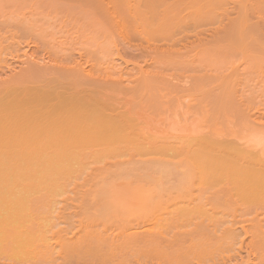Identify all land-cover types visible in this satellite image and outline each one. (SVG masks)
<instances>
[{"label":"bare ground","instance_id":"bare-ground-1","mask_svg":"<svg viewBox=\"0 0 264 264\" xmlns=\"http://www.w3.org/2000/svg\"><path fill=\"white\" fill-rule=\"evenodd\" d=\"M54 1H57V0H54ZM107 1L108 2L110 1L109 4L111 6L110 10L109 9H107V10L111 11L112 8L114 10V6L112 7V3H113L114 0H107ZM121 1L119 0V2H121ZM123 1H125V0H123ZM131 1L132 2L135 1L134 5H133L134 8L132 9V5L130 6V3L127 2V3H129L128 5L130 6L131 9H125L124 13L126 15H124V13H123V16H121V17H123V20L126 18L127 22L129 21L128 16L129 15L131 17L133 16V15L129 14V12H131L130 10H133L132 14H134L133 12L135 11V7L138 6L137 2H139L141 0H137V2H136V0H131ZM171 1L172 2L170 4L169 1L167 0V3L165 2L166 3L165 6H167V4H169V5H171V8L173 7V9H174L173 5L175 4V2L178 3V1L177 0H174V1L171 0ZM212 1L213 0H197V2L194 3L193 0H192V3L196 4V6L194 4L192 5L195 8H192V7L190 8L189 7L192 11H187V10H190V9L186 10L187 12H192V13H190V15L192 17L191 20L195 17V16L193 17L192 15L199 16L201 14L200 13L201 10H203V12H204V9H202V8H206L208 5L213 3ZM218 1H220V0H218ZM222 1L224 2V0H222ZM230 1L226 0V3L227 2L230 3ZM256 1H260V2H257V4L259 3L263 7L264 2L261 3V0H256ZM42 2H48V0L47 1L44 0ZM84 2H86V1L85 0H60V2L58 1L59 5L57 4V8L58 9H56L55 11H56V13H60L61 15H63L61 17H65L69 13H70L69 14L70 16H73V14L76 11H77L75 13L76 16H81L82 13H85V11L83 12ZM98 2L100 4V0H98ZM114 2L116 3V1H114ZM209 2H211V3L209 4ZM215 2H216V4L220 3V2L217 3V1H215ZM249 2H250V0H249ZM60 3H62L63 6L60 7V5H61ZM75 3H79V5L75 4ZM115 3H114V5L116 6L117 4H115ZM149 3L148 2L144 3L145 5H144L143 9L144 8H145V10H146V8L149 9V7H151V6H152L151 7L152 9H154L155 7L158 8V6H156V5L153 6V4H155V3H152V4H151V2H149ZM189 3L191 4L190 1H189ZM229 3H227V5ZM252 3H253V0H252ZM118 4H120V3H118ZM121 4H123V3L121 2ZM124 4L123 5L125 7L126 3L124 2ZM142 4H143V2H142ZM142 4L140 2L139 8L142 7ZM148 4L151 5V6H148ZM160 4H162V3H160ZM179 4H180V1L177 4L178 7L176 8L177 5L175 6V8H176V10L174 9L175 12L177 10L182 9V7L183 8L185 7V9H186L187 6L189 5L188 2L185 1V0H184V3H183L184 5L181 3V5H183L182 7H181V5L179 6ZM249 4H251V3H249ZM76 5H78L77 8H75ZM185 5H187V6H185ZM213 5H215V4H213ZM223 5H222V7H223ZM233 5L235 6V4H233ZM233 5L232 6L229 5L230 9L232 8L230 11H234L233 10V7H234ZM243 5L246 6L245 4H243ZM85 6L86 5H84V7ZM100 6L102 7V5H99V7ZM129 6H126V8L129 7ZM163 6H161V7L164 8ZM224 6H225L224 7L225 10L224 9H222L223 11L217 10V12H219V14H220L221 12L225 11L224 13H225V15H227V14H229V13H227L229 11V8H227L226 5H224ZM242 6L239 5V8H235L236 7L235 6L234 9H240L239 11L241 12V10H243L245 8L244 6H243L244 8H242ZM78 7H80V8H78ZM168 7L170 8V6H168ZM212 7L213 6L211 5V8ZM254 7L257 8V6H255V5H254ZM157 8L152 10V11L155 12V14L154 13H149V12H146V11H142L143 13L139 14V16H138V13H141V10L137 9V7H136V10H139L138 12L135 11V14H137L136 17H137V19L139 17H141L143 22H140L139 21L140 19H138V21H136L135 20L136 18H134V16H133L132 22H133V20H135L134 21L135 24H137L139 22L141 23V25H139L140 23L138 25L141 27V29H140L141 31L144 30L143 31L144 35H145V32H146L144 27H147L146 28L147 31H150L151 29H153V30H157V32H160L161 31L160 29L163 30L164 27L170 26L171 22H172L171 24H173L176 21V23L177 22H179V23H177V25L173 24V26L174 25H175V27L177 26L179 28V30L176 27L177 29L174 30V31H177V30L178 31H182L184 29L183 25H185V22L182 23L183 19L185 18L184 21H186V24L187 23L189 24V22H191V20H189L190 19L189 14L186 16V14H187L186 11L183 14L182 11H184V9H182L181 12L178 11L177 13H175V12H173V10H170L171 8L170 9H168V8L166 9V7H165V9L167 10V12H166L167 14L166 13L159 14L158 12L161 9L159 10V8L158 9ZM207 8H209V6ZM206 9H205V12L208 11V10L206 11ZM215 9H213V10H215ZM217 9H220V7L219 8L217 7ZM245 9H248V8H245ZM245 9L242 11L243 13L245 11H247ZM259 9H258V12H261V11H259ZM113 10H112V12L114 14ZM156 10H158V12H156ZM168 10H170L171 13H169L170 11H168ZM262 10H264V7H263ZM91 12H90V14H91ZM112 12H111V14H112ZM236 12H238V10ZM240 12H238L239 15L240 16L243 15ZM250 12L252 13L253 11L250 10ZM34 13H35V11H34ZM34 13L33 12L30 13V15H33ZM36 13H37V11H36ZM71 13H73V14L71 15ZM107 13H108V11H107ZM179 13H181V14H179ZM216 13L215 14L213 13V14L217 15ZM238 13L235 14L236 18L234 16V19H237V20L241 19L242 16L241 17L239 16L240 18H237ZM256 13H257V11H256ZM101 14H103V13H101ZM249 14L250 13H248V15ZM167 15H169V16H167ZM205 15H207V14H205ZM209 15H211V14H209ZM230 15H232V14H230ZM244 15H245V17L243 16L241 21L238 20L239 21L238 24L236 23V20H235V22L233 20L234 23L228 22V23H226L227 24L226 25L225 22L227 20H225V22L223 24H225V26H228V27H226V29H225V27L223 25L224 30L221 31L219 36H217L218 34L214 35V36H216V38L213 39L212 41L209 38H207V37H205V38H207L208 40L205 39V38L200 37L201 36L200 33L198 35V32H200V30H202L205 27V25H204L205 21L204 22L198 21L199 18H201V17H198L197 20L194 19L195 21L194 22L192 21V24L191 25L189 24L190 26L193 27L195 25V23L199 22V23H203L202 26H204V27L201 28V29L199 28L200 29L199 31L196 29L197 31L195 33H193V34L191 33V36L193 35L195 39L192 37L193 38V42L191 44H189V46L191 45L192 47H195L194 49H197V50L200 48V46L203 49H210V48H212V45H210V43H212L213 41L217 42V44H218V42H220V41L221 42L222 41H225V42L228 41L229 42V40H232V39H234L235 41L239 40L238 43L242 44L241 42L246 41L249 38V36L252 39L256 38L255 40H257V41L261 40V42H263L262 39H264V35H263V38H262V36L259 33H260V29H261V31L264 32V29H263V27H264L263 23L264 22H262V20H264V19L260 20L263 25L260 24V22H259L260 27H261L260 28L259 26H256L258 24V22L256 23V21H254V22H250L249 21L248 15H247L246 12L244 13ZM252 15H253V13H252ZM252 15H250V16H252ZM89 16H91V15H89ZM125 16H127V17H125ZM254 16H255V14H254ZM186 17L189 18V19H187L189 22L186 20ZM206 17L207 16H205V18ZM209 17L206 18L207 19V21H206L207 23H208V18ZM229 17H231V16H228L227 19L231 20L233 18V17L232 18H229ZM255 17L257 18V14H256ZM261 17L263 18V16H260V19H261ZM171 18H173L172 21H170ZM211 18H212V20L209 21V24L210 23L214 24L215 21L214 22H212V21H213L214 18H215L214 20L217 21L218 16L210 17L209 19H211ZM219 18L220 19L221 18L222 19H226L225 16H223L221 14H220ZM245 18L247 20H244ZM116 19H117V17H116ZM174 19H176V20L174 21ZM252 19H251V21H252ZM123 20H121V22ZM126 20H124L122 24L126 23ZM221 20H218L217 22L219 23V21L221 22ZM246 21H248V22H246ZM130 23L129 22L126 23V26L128 24L126 31H125V28L123 29V31H125V33L130 34V35L126 34V36H133L130 33V31L132 32V30H129V29H131L129 27H131V26L132 27H136V26L130 25ZM218 23H216V26H217ZM114 24H116V23H114ZM178 24H180V25L178 26ZM106 25H107V22H106ZM189 25L185 26V30L188 28ZM197 25H198V23L196 24V26ZM100 26L101 25H99V27ZM142 26H143V29H142ZM180 26H182V28ZM214 26H215V24L213 25V27ZM220 26H221V24H220ZM140 27H138V28H140ZM192 27H191V29L189 28L190 31L192 30ZM199 27H201V26L199 25ZM210 27H212V26H210ZM119 28H121V27H119ZM136 28H134V29L136 30ZM193 28H195V27H193ZM257 28L258 29L260 28V29L258 30ZM114 29L112 31H114ZM116 29H115V31H116ZM180 29H182V30H180ZM140 30H139V32H140ZM153 30L151 31V35H152V33L155 32L156 34H158L157 37H159L162 34L163 35L167 34V31H165L166 33L164 32V33L161 34V32L157 33L156 31H153ZM213 30H216V29L213 28ZM24 31H26V32H24ZM107 31H109V30H107ZM193 31H195V29H193ZM137 32H138V30H137ZM216 32H217V30H216ZM216 32L214 31V33H216ZM27 33H28V36L30 37V32L27 31V28H25L23 26V24H20L19 22H18V24L12 25V24L6 23L4 20H0V55H2V56H0V184H1L0 187L3 186L2 184L5 183V182H9V181L17 182V181H21V180L23 181V179H24V181L31 180V181H27V182H32V180L33 181L36 180L35 182L39 183V181H40V183L43 184L44 183L43 181L48 183L47 181H49V182H51V180L55 181L56 178L59 180V178L62 177L63 175L64 176L61 179H64L66 177L64 180L65 181L67 180V183H68L69 181L70 182L71 181H75V180L78 181L81 178L80 176L85 175V176H82V177H84V180H86L88 178V180H87L88 182H89V180H93L95 182L96 181L109 182V183L113 182V186L114 187L117 186V187H115L116 194L113 195L112 193H110L109 190H111L114 193V191L111 188L110 189L109 188L106 189V190L109 191V193H108V191L107 192L104 191V193L106 192L107 195L109 194V198H111L112 196L113 197L115 196V198L119 199V196L120 197L121 196H125L126 197V195H127V197L129 196V197L132 198V196L135 197V195H136V197H138L139 194H141V193H139L141 191H139V192L137 191L138 193L137 192L134 193V191H136V190H134L135 188L131 189V188H133L132 186H130L131 184L128 186L127 183H129V182L130 183L133 182V186H134V183H135L136 186H138V185H140L141 182H142V185H143V182H147L148 183L149 181H154L152 184H155V185H157V183H155V182H158V181L159 182L169 181L168 182L169 184L171 182L172 183L173 182L174 183L177 182L180 185H181V183L184 185V182H187L188 184L190 183L189 184L190 187L194 186L193 183H195V184L197 182H198L197 184L204 183V184L209 186L208 187V186L205 185V187H207V188H205L206 189L205 190L206 191L205 192L206 196L209 193H210L209 195H213V193H214L213 191L217 190V192L219 194L220 193L222 194V196H220L221 199L224 196L227 198L228 195H229L228 197H230V196L239 197L241 199L239 206H241V207L236 208L239 211H234L235 208H233V207H231V209H229L230 203L228 205V204H226L224 202H223V204H225L226 206L225 205H222V206L220 205L222 208L221 209H218V208L216 209V205L215 204L220 199V198L218 199L217 194H216L217 192H216L215 193L216 195L215 194H214L215 196L213 195L214 196L213 200H214V203H215L216 202L215 200L217 198V202L215 204L212 203L213 201L211 202V204H214L215 209H212L213 207L212 208L210 207L211 204L209 202L211 200L209 202L207 201L209 203L208 204L209 208L206 206L207 209H209V212H208V210H206V208H202L201 207V206L207 205V204H205L207 202H203V199L205 200L206 196L205 197L203 196V199L200 201V203L202 204L201 206L199 205L200 203L198 204L199 201H197V203L195 201V203L199 205L198 207L202 208L203 210L198 208L195 205L194 201H193V203L190 202L191 204H193L194 206L197 207V210H194V211H192L193 209L189 210V213H188V210L185 211V213L188 214V215L186 214V218H185L183 216V214L185 215V213L184 212H183V214L181 213L182 210L184 209V206L182 204H185V205H187V204L186 203H182V202H181L182 204L179 203V204H181V206H183V208L181 207L182 208L181 212L179 211L181 214H179L178 210H179L180 207H179V205L177 203L178 202L177 199L175 200V198H179L182 195V193H183V195L181 196L180 200L182 198L184 199V194H185V197H186V192H187V195L189 194V196L192 195V192L189 191V189H188L189 187H187L188 190L184 188L186 191L183 190L185 192H182V187H181V188H178L177 193H174V194H178L179 195L178 197H175V198L173 196L170 197L172 190H171V192H169L170 195L169 194L165 195V196L168 197V199L166 197V202H168V204H170L171 201H172V200H170V202H169V199H173L174 198L173 200L175 202L177 201L176 203H177L179 208L177 207V205H176V207H177L178 210H176V212L174 213V211H172L170 209V211L173 212L172 214L167 211V213L171 214L170 218L173 219V217H174L175 220L170 219L169 215L167 214L166 218L168 217L169 218L168 220H171V222L167 221L166 218H165L166 221H164V219H163L164 217L163 218L159 217L160 220L162 218V222L160 220H158V221H160L159 223L161 225H162V223H163V225L165 223L166 225H164V226L162 225L161 226L159 223H157V225L159 224L161 227H164L163 230H164V232L166 231L165 233H167L170 228H171L170 230H172V231H176L178 228H181V232L180 233H179V231H180V229H179V231L177 230L173 234H175V233L176 234L177 233L178 234H182L183 228L186 230V229H188L190 227L189 229L191 230V232L193 231L192 233L196 234V232H197L198 235L200 234L204 238H205L204 234H208L209 235V233H211L212 235L213 234L216 235L215 236L216 237L215 240H216L217 237L220 238L224 234L233 233L234 235H237L239 233V231L234 226H235V224H236V222L238 220L237 219L238 215L241 216V215H243V213H251V215L253 217L250 216V217H252V219L250 218V221H253V222L252 223L250 222L249 229L252 231L253 235L258 234V235H256L257 239L253 243L255 244L257 241L259 242V240H260L263 243V245H264V237H262V235L264 234V232H263L264 230H263V227H262V225H264V119L262 118V115H261L262 119H259L260 118V114L259 113H257L258 115H255L254 113H252V111L256 108L255 106H257V105L260 106L261 103L258 102L257 105L253 103L254 105H252V106H254L255 108L253 107L254 109L252 108L251 113L250 112H249L250 114L247 113L248 115L246 114L247 116L245 117L244 114L242 113L243 111L241 113H239L238 108L235 109L236 103L232 102V106H235L233 110L238 112L239 114H243V116L245 118L244 119H239L238 118L239 114H236V115H238V117H237L238 119H236V116H234L235 119H233L231 117L230 118L231 121H229L227 115H228V113H229V115H231L230 113H233L232 112L233 110L231 112H227L228 109H224V110H227V111H225V112H227V114H226L227 118L226 119L229 122L227 121L228 123H226V120H225V122L223 120V124H224L223 125L222 122H221L222 118L219 116L220 119H218V121L221 120L220 124L222 126H220V124L218 125L219 122L215 121V117L213 115L214 114L213 113V106L212 105H210L212 107L209 106V103H211V101L213 99L216 100L215 99V95L219 94L220 91L222 93H224L222 90H225L226 87H223L224 89H221V87L223 85L222 86H220V85H221V82L224 84V86H225V83H228V82H225V80L227 79L228 76L233 78L234 75L230 76V73L232 72L231 71L232 69L229 70V73H228V75L226 77H223L224 75L222 76V78H226V79H223V81L220 80L221 76L219 75V73H221L222 71L221 72L217 71L219 66H221V65H219V66L217 65L219 62H216L217 63L216 65L218 67H216L217 69L215 70V71H217L215 74L218 75L219 79L213 78V76H216L215 74L212 77H210L211 76L210 74L213 73V70H212V73L211 72H206L207 76L202 74L205 77H202L200 74L199 75H195V74L192 73L194 75L193 79L190 76V80H189L187 85H185L187 82L186 83L184 82L183 85H180L176 80L172 81V78L173 77L175 78V75L179 74V73L177 74L175 71H172L171 73H168L166 71L167 74H165L166 72L164 73V70H163V73L166 75V77H165L164 74H161L160 70H162L164 68L168 69L167 67L169 65H171V64H174L175 62H176L175 64H177V65L179 63H181L182 61L184 62V64L186 63L184 61L185 59L184 60L182 59V57L185 56L184 53H186V51H187L186 47L183 46L186 41L184 42V44H182V42H183L182 40H185L186 35H188L190 33H184V35L182 34V36L179 37V38L176 37L170 43H163L162 44V42H164V40L163 41L161 40L162 41L161 42L162 45L161 44L160 45L159 44L156 45V43L154 42V39H152V40L155 43V45H152L153 43H152V41H150L152 43L151 44L152 46L149 45V44L147 45L146 42L143 41V39L141 41H143L146 45L141 43L142 44L141 46H135V47H132L133 45L131 46L130 44L131 43H136V42H131V43L127 44V43H124L122 41L125 44V47L122 46L123 43L122 44L120 43L121 44L120 46L124 47V50H125V52L127 54L125 52L124 53L126 54V56L129 57V59L126 60V59H124V57H122L120 55L121 56L120 58H122L123 62L118 63L119 65L120 64L122 65V63H127L128 61H130L132 64H133V62L138 64V63H140L139 61L141 59V60L144 61V62L141 61V63H144V67H145V61H146V63H147V60H151L153 62V60L156 59L155 61H158L161 58L163 59L164 62L170 61L172 63L168 62L170 64L166 63V65H164L163 62L160 60L162 62L163 66L160 65V67H158V69L160 68L159 70L156 69L157 67L155 68L156 70L160 71V73L159 72L158 73L157 72H153L151 70V68H150V70L153 72L151 74H150L151 71L150 72L149 71H145V72H148V73L140 74L141 71L138 70L139 71V75L137 73L138 76L136 75L134 78L132 77V75H130L132 71H130V74H129V71L128 72L126 71L128 73L127 75H129L131 77V79L124 78V77L127 76L126 74H125L126 76H124V77L122 76V74H119V73L124 72L123 70H121V68H118L119 70H121L118 74L121 75V77H123V78L119 77L118 74H116L115 70L112 71L113 67H114V65H112L113 67H111L110 69L108 68L110 70L109 72H111V74L110 73L109 74L111 76L112 72L113 73L115 72V75L113 74L114 76H111V77L108 76V78L105 76V78L103 79V77L101 78L99 76V74L96 75L94 73V70L91 71L94 74H91V72L89 73V71L85 68L86 67L85 66L86 65V61L84 63L85 67L82 64L83 63L82 62L83 59L74 60V58L71 57L73 59L71 64H70L69 61H68L69 64H68V62L67 63H65V62L64 63H59V64L57 63L56 64L55 61H53V62H55L54 64L53 63L50 64L49 61L53 60L52 56H55L57 54L59 48H55V49H57V52H56L55 49L54 50L52 49L54 52H52V51L51 52L54 55L51 56L50 55L51 53L50 54L47 53V51L50 52V50L48 48L51 47V45L46 47V45H45L46 42L45 41H42L40 38H37L38 35H36L35 33H33L34 35L31 33V37H35L34 38L35 42L38 41V40H35L36 38L40 39V41H42L41 44H39L38 42H36V43H38L39 45H45V47L47 48V51L45 53H47L46 55L48 57V60H46L47 58L42 56V54H43L42 52H44L43 51L44 47L42 46L43 50H41L42 47L40 48V46L37 45L34 41H30V40L26 41L25 39L29 38L28 36H26ZM148 33H150V32H148ZM148 33L146 34V36L149 37ZM23 34H24V37L26 36L27 38H23V36H22V38L24 39V42L26 41V43H24L25 46L21 47V44L23 45V43H21L22 41H20V39H22L21 35H23ZM118 34H122V33H118ZM156 34H155V36H156ZM261 34H264V33H261ZM122 36H123V34H122ZM153 36L151 38H153ZM116 37L118 38V35ZM143 37L144 36H142V38ZM210 37H213V35L212 36L210 35ZM196 38L201 39V40H198V39L196 40ZM131 39H132V37H131ZM170 39H172V37ZM187 39H188V36H187ZM112 40H113V38H112ZM129 40H130V38H129ZM156 40L160 42V40L158 38L155 39V41ZM178 40H181L182 42L178 43L179 42ZM251 40H250V42L254 43V41H251ZM120 41H118V43ZM135 41H136V39H135ZM146 41H147V39H146ZM167 41H168V39H167ZM27 42H31V43L34 42V44H36L37 46L35 45L34 48L31 46L33 48V49H31L29 47V45H31V44L28 45ZM43 42H45V43L43 44ZM126 42H129V41H126ZM187 42H188V40H187ZM247 42H249V41L247 40ZM249 43L246 44V42H245V44L248 47L240 45L239 48L244 47V48H242L243 49L241 51L242 53L246 51L245 49L250 50L252 47H254L252 49L255 51L256 47L252 43L251 44L253 46L251 44L249 46ZM46 44H48V43H46ZM181 44H182V46L185 49L181 46ZM213 44H215V43H213ZM219 44H221V43H219ZM222 44H223V42H222ZM257 44H260V46L262 48V45H264V42H263L262 45L259 42H257ZM143 45H145V46H143ZM177 45L178 46L180 45L181 49ZM225 45H228L227 42L225 43ZM236 45H237V43H236ZM198 46H199V48H198ZM53 47H55V46H53ZM223 48H225V47H223ZM203 49L200 48L201 51ZM252 49L250 51H253ZM62 50L64 51V49H62ZM179 50H181L183 52H180ZM200 50H198L196 52L201 53ZM210 50H217V49H210ZM210 50H208V52H211ZM262 50H259V53L261 52V56L264 57V54H262V52H264V49H262ZM12 51H14V52H12ZM39 51H40V53H39ZM55 52H56V54H55ZM192 52L193 51H191V53ZM8 53H9V55H8ZM14 53H15V55H14ZM61 53H64V52H61ZM181 53H183L184 56H182ZM199 53H197L196 55L199 56L200 55ZM212 53H213V51H212ZM214 53H216V52L214 51ZM228 53L230 54V52H228ZM4 54H6L7 56L4 55ZM10 54H13V56H17V60H20V59H18V58H20V55H21V57L23 56L22 58H24V57L25 58L20 60V61L15 60V62H14L13 61L14 59L10 58L12 56V55L10 56ZM64 54H65L64 58H66L68 55L66 56V53H64ZM208 54H209V57H210L211 53H208ZM232 54H234V53H231V55ZM226 55H227V53L225 54V56ZM237 55H235V56H237ZM58 56L60 57L59 54L57 55V57ZM241 56H242V54H241ZM247 56H248V54H247ZM247 56L245 55L244 57L246 58ZM252 56L255 57L256 55L253 53ZM252 56H251V58H253ZM259 56H260V54L258 56H256V58L259 57ZM180 57H181L182 61H180L181 59L178 60ZM193 57L194 56H192L191 58H193ZM199 57H196V58H199ZM9 58L13 59V60H9ZM14 58H16V57H14ZM64 58H61V60L64 59ZM85 58L86 57H84V60H85ZM157 58H159V59H157ZM187 58H189V57H187ZM164 59H166L167 61L164 60ZM171 59L172 60L174 59L175 62L172 61ZM223 59H225V58H223ZM248 59H250V57H248ZM261 59H263V58H261ZM66 60H67V58L65 59V61ZM68 60H70L69 57H68ZM16 61L19 62V63H17ZM177 61L178 62L180 61V62L177 63ZM252 61L253 60H251V64H252ZM254 61H255V59H254ZM117 62H116V65H117ZM183 62L181 63L182 68H184L183 67V65H184ZM257 62H258V60H257ZM257 62L254 63V65L256 64V67H257V64H258ZM88 63H90V62H88ZM260 63L261 62H259V64ZM134 65L136 66V64H133V66ZM151 65H152V63H151ZM151 65H150V67H151ZM161 67H164V68L161 69ZM222 67L223 66H221V68ZM136 68L140 69L137 66H136ZM115 69H116V67H115ZM152 69H153V67H152ZM212 69H215V68H212ZM173 70H175V68ZM176 70H178V69H176ZM100 71H102V70H100ZM105 71H107V70H105ZM105 71H104V75L106 74ZM197 71H199V70H197ZM197 71H195V72H197ZM173 72L175 73V75H174ZM99 73L103 74L102 72H99ZM135 73H136V71H135ZM208 73H209V75H208ZM223 73H224V71H223ZM169 75H171L172 77L168 78L167 76H169ZM239 75H241V74H239ZM129 76H127V77L130 78ZM185 76H187V75H185ZM177 77H179V76H177ZM229 77H228V80L229 79L232 80ZM235 77H236V75H235ZM174 78H173V80H174ZM210 78L211 79L213 78V79L210 81ZM239 78H241V76H239ZM239 78H237V79H239ZM194 79L198 80V81L196 80L198 82L197 84L195 83ZM214 79H217L218 82L220 80L221 82H219L217 84L216 83L217 81L214 80ZM126 80H127V82L129 81V83H127ZM184 80H188V79L185 78ZM184 80H182V81H184ZM233 80L235 81V78H233ZM191 81H193L194 84ZM234 81H231V83L232 82L234 83V86H236L235 85L236 83H237V85L239 84L237 80H236L237 82L236 81L234 82ZM212 82L214 83V85H215V83H216V85H218V87H216V88H218V89L220 88L219 93L213 95V97H212V95H207L209 97H207L205 95V97H203L204 98V102L201 99V97H200V100H202V101H200L199 99H198L199 100L198 101L196 99L197 97H195V100L197 101L196 102L193 99L194 97L189 99V98L183 96V93H184V95H187V94H185V92L188 93L189 90H190V93H191V91H192L191 89L192 88H193V90L195 92V90L197 89L195 86L201 85V83H206V85H204V86H208ZM228 84H226V85L232 88V86H230L232 84H230V85H228ZM214 85H211V88H214ZM103 86L105 88H103ZM151 86H153L152 88H154V87L157 88V90H158L159 87H160L159 89H161V87H163L165 89V91H167V90L172 91L173 90V92L176 91V94L181 92L180 93L181 96L180 95L179 96L180 97H185L184 98L185 101L183 102L182 99L180 100V97H178V98L175 97L176 99H179L182 103H179L180 101L179 100L177 101L174 98L175 101L178 102V103L177 102L174 103V105L177 103L175 106L173 104H171L172 105L171 106L170 103H168V104L164 103L167 106L160 105V104H163V102H162L160 104L158 103L159 107H157L158 104H156V102L158 100H160V98L159 99L157 98L158 100L155 102L154 101L155 96H154V98H152V97L151 98H152V100H153V102L155 104L154 105H150V107L152 108V106H155V105H156V107H154L153 109H149V107L146 108L148 105L145 106L146 104L145 105L143 104L144 105L143 106L142 104H140L141 100H143V99L140 98L138 95H136V96L139 97V100L140 99L141 100H140V103H138V99H136V103L139 106L138 105L135 106V105H133L131 103V102H134L135 99H133V101L130 100L131 102L127 101V103H122V102H120L118 100L120 103H122V105H121L117 101V99L115 97L116 96L115 94L121 93V92H123V94H125V92H127V91L128 92L129 91H134L136 93H139L143 88L146 91L147 88H149ZM156 86H158V87H156ZM106 87H108L107 89H108V91H110L109 92L110 93L109 96H108L107 93H105L107 95L104 94V92L107 91ZM194 88H196V89H194ZM198 88L200 89V87H198ZM149 89H151V88H149ZM149 89L147 90V92L149 91ZM232 89H233V92H234V89H237V87L232 88ZM201 91H202L201 93L203 94L204 90L202 89ZM237 91H238V89H237ZM237 91L235 90V92H237ZM147 92H146V94L149 95L148 94L149 92L148 93ZM151 92H153V91H151ZM160 92H159V94H161ZM194 92L192 91L193 94H194ZM198 92H197V94H198ZM235 92L233 94H235ZM130 93L131 92L126 93V94L129 95ZM190 93H188V94H190ZM192 93H191L190 96L193 95ZM214 93L215 92H213L212 94H214ZM111 94H114V96L111 95ZM144 94H145V92H144ZM165 94H167V93H165ZM165 94L164 95L162 94V95L165 96ZM171 94H170V96H171ZM173 94H175V92ZM173 94H172V96H174ZM195 94H196V92H195ZM119 95H121V94H119ZM133 95H134V93H133ZM140 95H141V93H140ZM142 95H143V93H142ZM150 95H149V97H150ZM157 95H158V93H157ZM223 95H224V98H225L226 97L225 94H223ZM227 95H230V93L229 94L227 93ZM235 95H233V96H235ZM217 96L220 97L221 95H217ZM217 96H216V98H217ZM233 96L231 95L230 98H232ZM122 97H124V96H122ZM125 97H124V99L122 98L123 101L125 100ZM131 97L137 98V97H134V96H131ZM141 97H143V96H141ZM188 97H189V95H188ZM145 98H144V100H145ZM224 98H221V99H224ZM233 98L239 100L241 97L239 95V97L237 96V97H233ZM122 99L120 97V100H122ZM126 99L128 100L130 98H126ZM225 99L220 101V98H219V102H225L226 101ZM232 99H230V100H232ZM147 100H148V98H147ZM170 100L173 101L172 99H169V101ZM205 100H207V102ZM214 100H213V102H215ZM230 100L228 99L225 102L226 106L228 104V101L231 104ZM149 101H147L148 104H153V103H149ZM165 101L166 100H164V102ZM240 102L242 103V101H240ZM240 102H238L239 103V107H240ZM253 102H255V101H253ZM248 103H250V102H248ZM251 104L252 103H250L248 105H250V107H252ZM241 105L245 106L244 103H242ZM248 105L246 107H248ZM222 106H223V104H222ZM230 106L231 105L228 104V106L226 108H228V107L230 108ZM232 106H231V109H232ZM246 107H244V109ZM155 108H157V109H155ZM259 108L261 109V107H259ZM259 108H258V110H260ZM250 109L251 108L248 107V109H246V111H248V110L250 111ZM256 109H255V111H257ZM260 111H262V110H260ZM243 116L240 115V118L243 117ZM162 117H163V119H162ZM58 173L60 174V176H58L59 175ZM61 173H63V175H61ZM84 173H86V174H84ZM56 175H57V177H54ZM47 178H50L51 180H47ZM41 180H43V181H41ZM84 180H82V179L79 180L80 184H81V181H82V184H83ZM136 182H139V184L138 183L136 184ZM168 183H166V184H168ZM12 184H13V182H12ZM150 184H148V185H150ZM119 185H120V187H118ZM122 185H124L126 187H124ZM11 186H13V185H11ZM136 186H134V187H136ZM186 186H188V185H186ZM3 187H6V186H3ZM121 187L123 188V190L125 189L124 192H122L123 191L122 189L120 190ZM128 187H130V189ZM210 187H212V190H211ZM116 188H118L119 190L116 189ZM0 189H2V191L0 190V264H17V263L21 264V258L23 259V257H25L23 253H25V255H30L29 251H31V249L35 250V252L38 251V252L43 253V250L48 252L47 250L51 247V245H53V243L51 242L50 239H52L54 237H55V240H54L55 244H57L58 246L60 245L63 248L65 246L67 248V249H65V251H66L65 253H68V255L70 254V252L73 253L74 251L75 252L73 254H75L78 249L82 250V249H80V246L77 245L78 242H80L78 244L81 245V248H84L83 243L86 245L87 242H85V241H87V237L84 240L85 236H83V235H87L88 236V234H87L88 232L86 231L88 229V226H89V225L86 224L88 221L86 223H84V222L82 223V221H80V223L84 224L85 228L87 227L86 230H85L86 233H85L84 230H82V231H84L82 233L81 229H83V228L81 226V228L79 227V229H80L79 232H81V233L78 232L79 229L77 230V233L80 234V235L78 234V236H77V234L74 235L75 232H74V234L68 235L67 233H69V232L64 233L66 230L65 231L61 230L60 231V229H59V231L63 232L64 234H61L59 232L60 235L57 233L58 234V235L56 234L57 236L56 235L55 236L52 235L49 238V235H51L52 233L47 235L46 232L50 233L49 231L43 232L41 229H35V227L33 228L31 226L32 224H30V223H32V221L35 222L36 215L35 216L33 215V217H35L34 218L35 220H34L33 217L30 216L32 214V212H29L30 210H33V209L31 208L30 210H25V208L29 207L28 205H26V207L24 205V207H23V209L26 212H29V213L26 214L27 217L24 216L23 212L24 213H26V212L25 211L22 212L23 209L22 210L20 209L23 206V205H21V203L23 201L19 200V198H18L19 195L17 196V194L20 193L19 190H18V193L16 194L17 190L14 189L12 192H14V191L15 192L12 193V195H11V193H9L8 190H6L5 188L4 189L0 188ZM127 189H129L130 192L133 191L132 192L133 195L129 191H127ZM173 190H174L173 192H175V189H173ZM207 190L208 191L211 190L212 193L211 192L208 193ZM1 192H4V193L1 194ZM6 192L8 193V195L10 194L9 195L10 198L9 197L6 198L5 195L3 196V194H7ZM121 192H122V194H121ZM147 192L148 191H146V193ZM150 192L153 195L151 190H150ZM188 192H191V194L188 193ZM24 193H26V192H24ZM97 193H98V191H97ZM117 193H119V194H117ZM124 193H126V194L124 195ZM146 193H144L145 196H147ZM179 193H181V195ZM13 194L14 195L16 194V196H13ZM195 194H197L195 196V198L197 199V196L199 194H198V192H196ZM195 194H193V198H194ZM100 195H101V193H100ZM116 195H117V197H116ZM142 195L143 194H141V196ZM22 196H25V198H27L26 195H22ZM103 196H105V195H103ZM208 196H207V198H208ZM13 197H14V199L18 198V200L14 201ZM19 197H20V199H22L21 196H19ZM113 197H112V199L114 200ZM188 197H186L187 198V200H186L187 202L189 200ZM201 197H202V195L200 196V198ZM105 198H108V197H105ZM207 200H209V199H207ZM227 200H229V199H227ZM227 200H225V202ZM18 201H19V203H18ZM190 201H191V199H190ZM221 201H224V200H221ZM17 203H18V205H17ZM23 204H26V202L23 203ZM164 204L168 205L167 203H164ZM166 205H164L162 208H164ZM172 205H173V202H172ZM227 205H228V208H227ZM173 206H175V205H173ZM170 207L173 208L172 206H170ZM196 207H193V208L196 209ZM223 207L227 209L226 212H224L225 209ZM165 208L163 210H165ZM232 209H233V211H232ZM205 210H206V212H205ZM228 211H230V212H228ZM191 212H193L195 215L192 214ZM190 213L192 214L191 216H190ZM228 213L229 214L231 213V215H232L231 218H229V219L225 218L227 216H230ZM173 214L174 215L176 214V215L173 216ZM161 215H162V213H161ZM178 215H180V216L182 215L183 219L180 216H178ZM29 216L31 217L32 220H30ZM193 216H194V219H196V220H193ZM236 216H237V218H235ZM24 217H25V219H24ZM189 217L191 219L188 220L189 222L187 221L188 222L187 223L186 220L189 219ZM177 218L179 219V222H181V223H183V221H185L187 223V224H185L186 226L183 225L185 223L184 222L182 224L183 227H180L179 226L180 223L178 222ZM239 218H244L245 219V217H239ZM102 219L104 221L106 218L104 219V217H103ZM127 219H128L127 221L130 220V218H127ZM157 219H156V221H157ZM247 219H249V218L247 217ZM24 220L27 221V222H29V221L30 222L29 223H27V222L25 223ZM67 220H68V218H67ZM78 220H79V218H78ZM87 220H88V218H87ZM89 220H91V219H89ZM94 220H92V221H94ZM97 220H95L94 224L96 223ZM99 220H98V222H101V220L100 221ZM108 220H110V219L108 218ZM108 220H107V222H108ZM123 220H125V218ZM131 220H132L133 225H134V223H136L135 225H137V223H138V225L140 224L142 226L145 224V223L143 224V221L141 222L142 223L141 224L140 223V219H138V218H136V219L133 218ZM136 220L137 221L139 220V222H137ZM191 220L193 221V223L190 222ZM70 221L71 220L69 219L68 222H70ZM103 221H102V224H104V227H106L107 230L110 229L108 226H105V222L106 221L104 223H103ZM174 221H176V222H174ZM23 222L26 225H24ZM169 222L171 223L170 224L171 226H168ZM127 223H129V222H127ZM154 223H156V222L154 221ZM174 223H176V224H174ZM28 224H30V225H28ZM85 224L87 226H85ZM98 224H100V223H97V225ZM113 224H116V222L113 223ZM119 224H120V222H119ZM188 224H190V226H187ZM80 225L81 224H79V226ZM124 225H126V224L124 223ZM127 225H131V223H129ZM174 225L177 226V228H175ZM77 226H78V224H77ZM113 226L115 227L117 225H113ZM137 226H136V228H138ZM90 227L92 228V226H89V229H91ZM114 227L112 229H114ZM133 227H135V226H133ZM241 227L244 228L243 226H241ZM260 227L262 228V232L263 233L262 232L261 233H257V232L261 231ZM122 228H123V226H122ZM94 229H96V228H94ZM99 229H101V228H99ZM116 229H117V227L114 230H116ZM120 229L118 231H120ZM138 229H141V228H138ZM102 230L103 229H101V231ZM114 230H113V232H114ZM146 230H147V233L144 232L145 235H143V234L142 235L147 237V236H149L148 235L149 233H148V229H146ZM151 230H153V229H150V232H151ZM108 231H111V230H108ZM128 231H130V230H128ZM133 231H137V229H135ZM138 231L135 232V233L132 232V234L134 233L133 235L131 234V232H128V233L131 234V237L130 236H128V237L132 238V236H133V238L136 241L135 237L137 236V238H139L142 242H144V240L146 238L145 237H141V235H138L140 233V231H139V233H138ZM161 231H160V234H162L163 237H164L165 233L163 234V232L161 233ZM186 231L188 232V230H186ZM186 231H185L186 236L190 235L189 233H191V232H188V235H187ZM117 232H116V234H117ZM54 233H56V230H55ZM104 233H105V230H104ZM110 233H112V232H109L108 235H110ZM141 233H142V231H141ZM185 233H183V234L185 235ZM220 233H222L223 235L220 234ZM113 234H115V233H113ZM113 234H111V235H113ZM119 234L121 235V232H119L118 235ZM130 234H127V235H130ZM97 235H98V233H97ZM105 235H106V233H105ZM108 235H106V236H108ZM118 235H117V237L120 238V236H118ZM155 235L157 236V234H155ZM166 235H168V233ZM212 235H210V236H212ZM98 236L100 237V235H98ZM98 236H97V238L99 239ZM151 236H152V234H151ZM153 236H154V234H153ZM105 237L103 236V238H105ZM159 237H162V236H159ZM194 237H196V235L193 236V240L192 241H194ZM206 237H208V236H206ZM141 238L144 239V240H142ZM165 238H167V240H164L165 242L167 241L165 244H168L167 247H169V248L171 246V249L173 250L176 247L174 245L173 241L170 240V243L172 242L173 245H172V243H171V245H169L170 243H168L169 242L168 239H170V238L169 237H165ZM178 238H182L183 239L184 237H178ZM186 238L187 237H185L184 239H186ZM196 238H195V240H200V239H196ZM212 238H214V237L212 236ZM219 238H218V240H220V241H218V242L221 243V238L220 239ZM82 239L84 240V242L82 241ZM121 239H123V238H121ZM151 239H150V241H151L152 244H153V241H155V242L158 241L159 245L161 244L159 241L162 242V240H156L155 237L152 239L153 241ZM184 239L182 240V242H180V245L182 243L181 247H184V249H185L187 246L183 243ZM95 240L97 241V239H95ZM146 240H149L148 237H147ZM146 240H145V242H147V243H145V242L144 243L145 244L149 243L148 247L150 245H152V244H150V242H148ZM203 240H201V242H198V241H195V242H198V243L201 244L202 242H204ZM215 240L212 239V244H208V245H213V241H215ZM96 241H95V243H96ZM101 241H102V239H101ZM179 241H181V240H178V242ZM209 241H210V237H209V239L207 241H205L206 243H204V244L209 243ZM106 242H107V239H106ZM108 242L106 243L107 245H108ZM119 242H117V243H119ZM121 242H123V241H121ZM174 242L176 243V241H174ZM187 242L190 243V239H189V241L187 240ZM187 242H186V244H187ZM195 242H193L192 244H197ZM105 243H104V245H105ZM96 244H95V246H96ZM99 244L97 245V247L98 246L100 247L101 244L100 245ZM111 244H113V243L111 242ZM137 244H139V243H137ZM145 244L143 245V248L140 246L142 250L146 249L144 247ZM158 244L154 243L152 246H150V248H152L154 245H155V247H158L159 246ZM200 244L199 245L197 244L196 247H194V246L193 247L194 248H198L197 251L201 253V250H205L206 248H204V245L203 246L201 245V247H200ZM164 245L162 244V247ZM180 245L177 244L178 247ZM190 245H191V243L189 244V246ZM57 247H55V248L57 249ZM59 247H58V251H59ZM62 247H60V248H62ZM93 247H94V245H93ZM109 247H111V246H109ZM109 247L106 246L105 249L107 250ZM119 247L121 248V245H119ZM119 247H118V249H120ZM133 247H131V248H133ZM160 247L161 246H159L158 248L160 249ZM162 247L160 249L161 252L167 253L165 256L167 258H170L168 261L169 262L172 261L175 258V254L177 252L176 251L177 248L175 250L176 251L175 254H171L170 251L173 252L171 249L167 251V250H165L166 248L163 247L164 250H165V251H163ZM172 247H174V248H172ZM191 247L190 248L188 247V248L192 249L193 247L192 248ZM55 248H53V249H55ZM100 248H102V247H100ZM103 248H104V246H103ZM128 249H129V247H128ZM136 249H138V248H136ZM178 249L181 250L180 247ZM189 249L187 251H189ZM67 250H68V252H67ZM98 250H100V249H98ZM122 250H123V247H122ZM148 250L150 251V249H148ZM152 250L155 251L156 248L152 249ZM208 250H206V251H208ZM211 250H212V248H211ZM49 251H50V254H51V256H50L49 253L47 254V255H49V259H48V256H46V252H45V259H47L48 262L45 259L44 260L47 262V264H49V262L53 258H54L55 261L59 260V259L60 260L62 259V258L52 257V255L55 254V253L52 254V252H56V251H52L51 249ZM128 251H130V250H128ZM153 251H150V252L152 253ZM183 251H185V250H183ZM183 251H180V252H182L180 254H182V257H184V259L186 258V260H187L188 256L187 257H185L186 255L183 256V254L184 253L186 254L187 251H185V252H183ZM190 251H192V250H190ZM38 252H36V253H38ZM63 252H62V254H63V256H65ZM93 252H94V249H93ZM99 252L100 251H98V253ZM116 252H120V251L117 250ZM157 252L158 251H156L155 253H157ZM161 252L159 251V255L161 254ZM189 252H187V253H189ZM198 252H196V253H198ZM216 252H217V250L214 251V253H216ZM26 253H28V254H26ZM32 253L35 256L36 253L31 252V254ZM124 253L126 254L127 252L124 251ZM168 253H169V255H168ZM19 254H22L23 257L19 258V256H20ZM39 254H36L35 258H37V255H39ZM102 254H103V252H102ZM119 254L121 255V252ZM128 254H131V253H128ZM128 254H126V255H128ZM201 254H203V253H201ZM41 255L44 256V253L41 254ZM68 255H66V256H68ZM97 255H99V254H97ZM170 255H172V256H170ZM173 255H174V257H173ZM69 256H71V254ZM79 256H77V257H79ZM118 256L119 255H117V257ZM177 256H176V258H177ZM15 257H18L20 260L18 258H15ZM31 257H30V260H28L29 257L27 258V260L24 258V260L26 262L27 261L36 260V259H31ZM39 257H38V259H39ZM71 257H69V258H71ZM97 257H99V256H97ZM100 257H102V256H100ZM119 257H121V256H119ZM161 257L164 258L163 255ZM171 257H173V258L171 259ZM14 258L18 259V260H15ZM40 258H41V261H43V257H40ZM93 258H94V256H93ZM104 258H105V256H104ZM207 258H209V257H207ZM95 259H97V258H95ZM110 259H108V260H110ZM115 259H116V262H117L118 258H115ZM191 259H189V260H191ZM193 259H195V258H193ZM14 260H15L16 263L14 262ZM64 260L67 261L66 259H64ZM90 260H91V258H90ZM100 260H98V262ZM121 260L123 261V259H121ZM176 260H178V259H176ZM179 260H180V258H179ZM182 260L183 259L181 258V261ZM186 260H185V262H184V260L182 262L186 263ZM201 260H199V263H200ZM23 261H22V264L24 263ZM53 261H52V263H53ZM91 261H93V260H91ZM181 261H178L179 264H180ZM78 262H79V260L77 259V263ZM116 262H115V264H116ZM72 263H70V264H72ZM79 263L82 264L81 262H79ZM94 263L97 264L96 262H94ZM119 263H121V262H119ZM201 263H203V261H201ZM37 264H38V262H37ZM39 264H41L40 261H39ZM50 264H51V262H50ZM53 264H56V263H53ZM109 264H111V263H109ZM203 264H205V263H203ZM235 264H244V263L243 262L242 263L241 262H239V263L236 262Z\"/></svg>","mask_w":264,"mask_h":264},{"label":"rangeland","instance_id":"rangeland-1","mask_svg":"<svg viewBox=\"0 0 264 264\" xmlns=\"http://www.w3.org/2000/svg\"><path fill=\"white\" fill-rule=\"evenodd\" d=\"M42 1H44V0H42ZM41 0H0V20H4L6 23H9V24H12V25H15V24H18V22L20 23V24H23V26L25 27V28H27V31H29L30 32V37L28 36V33H27V35L26 36H28L29 38H27L26 36L24 37V34L23 35H21V38H22V36H23V38H27V39H25L26 41H34V38L35 37H31V33L33 34V33H35L36 35H38V37L37 38H40L42 41H45L46 43H48V44H46L45 42H43V44L45 43V45H46V47H48V46H50L51 45V47H49L48 49L50 50V52L49 51H47V48L45 47V45H39V44H41V42L42 41H40V39H35V40H38V41H36V42H38V43H36L35 41V43L37 44V45H39L40 46V48L43 46L44 47V50H43V47H42V49L41 50H43L44 52H42L43 54H42V56L43 57H45V58H47L46 60H48V57H47V53H51L50 55L52 56V55H54L52 52H54L53 50L55 49V48H59L58 49V52H57V49H55L56 50V52H57V54H56V52H55V56H52V59L53 60H51V61H49L50 62V64L51 63H55L56 62V64L58 63H67L68 61L70 62V64L72 63V61H73V59L71 58V57H73L74 58V60H81V59H83L84 60V57H86L85 58V60L83 61L82 60V64H83V66H84V63H85V61H86V69L89 71V73L91 72V71H93L94 70V73L97 75V74H99V76L102 78L103 77V79L105 78V76L108 78V76L109 77H111V76H114L115 75V72H116V74H118L121 70H123L124 72H122V73H119V74H122V76L124 77V76H126L128 73V71H129V74H130V71H132L131 72V74L130 75H132V77L134 78L136 75H137V73H138V75H139V71H141L140 72V74H146V73H148V72H145V71H153V72H159L160 73V71H161V74H164L166 71L168 72V73H171L172 71H175L178 75H175V73H174V75H175V78H174V80H173V78H172V81H177L180 85H183L184 84V82L186 83L185 85H187L188 84V82H189V80H190V76L192 77V79H193V74H195V75H201L202 77H205V76H207V73L206 72H211L212 73V70H213V73L212 74H210L211 76L210 77H212L217 71L219 72H221V73H219V75L221 76L220 77V80L221 81H223V79H226V78H222V76L223 77H226L227 75H228V73H229V70H231L232 72L230 73V76L231 75H234L233 76V78H235V81L237 80L238 81V85H237V83L235 84L236 86H234V83L232 82L231 83V81H234L233 80V78L232 77H229V78H231L232 80H228V77H227V79L225 80V82H230L229 84L228 83H225V86H224V84L219 80V82H221V85L220 86H222L221 87V89H224L223 87H226L225 88V90H222L224 93H222L221 91H220V93H219V90H220V88L218 89V88H216V87H218V85H216V83L218 84L219 82L217 81V79H219V77H218V75H216V76H213V78H217V79H214V80H216L217 82L215 83V85H214V83L212 84H209L208 86H204V85H206V83H201V85H197V86H195L196 88H194V89H196L195 90V92H196V94H195V92H194V90H193V88L191 89L193 92H194V94L192 93V91H191V93L194 95H192V96H190L191 95V93H190V90L188 91V93H190V94H188V93H186L185 92V94H187V95H184V93H183V96H185V97H187V98H193L194 99V101H196L195 100V97H197L196 99L198 100H200V97H201V99L203 100V102H204V98L203 97H205V95L207 96V95H212V97H213V95H215V94H217V93H219V94H217V95H221L220 97L219 96H217V95H215V99L216 100H214L215 102H213V100L211 101V103H209V106L210 105H212L213 106V115H214V117H215V121H217V122H219L218 123V125L222 122V124H223V120H224V122H225V120H226V123H228L229 121H231L230 120V118L232 117L233 119H235V117L234 116H236V119H244L248 114L247 113H251V111H252V108L254 107V106H252V105H254V104H256L257 105V103L259 102V103H261L260 104V106L259 105H257V106H255L254 108L258 111H255V109L252 111V113H254L255 115H258L257 113H259L260 114V118L259 119H264V57L263 56H261V52L259 53V50H262V49H264V45H262L263 44V42H264V39H262L263 40V42H261V40H259V41H257V40H255V39H252L250 36H249V38L247 39L249 42H250V40L251 41H254V43L253 42H247V40L246 41H244V42H241L242 44H239L238 42H239V40H237V41H235L234 39H232V40H229V42L228 41H226L227 42V44L228 45H225V41H222L223 42V44H222V42L220 41V42H218V44L219 43H221V44H217V42H212V43H210V45H212V48H210V49H217V50H210V49H203L201 46H200V48L201 49H203L202 51L200 50V48H199V46H198V50H200L201 51V53H199V52H196V51H198L197 49H194L195 47H192L191 45L189 46V44H191L192 42H193V38H194V36L192 35L191 36V33L193 34V33H195L197 30L199 31L201 28H203L204 26H202V24L203 23H199V22H197L198 23V27L196 26V24L197 23H195V25L193 26V27H195V28H193L192 26H190L191 24H192V21L194 22L195 20L194 19H198V17H201V18H199V20L198 21H201V22H204L205 21V23H204V25H205V27L202 29V30H200V32H198V35H199V33H200V37H202V38H205V37H207V38H209L211 41L213 40V39H215L216 38V36H214V35H217V36H219V34L221 33V31L222 30H224V27H225V29H226V27H228V26H225V24L226 23H228V22H231V23H234L235 22V20H236V23L238 24V20H242V18H243V16L245 17V15H244V13L246 12L247 13V15H248V13H250L249 15H248V19H249V21L250 22H254V21H256V23L258 22V24H259V22H260V24H262V22H264V20H262V19H264V10H262L263 9V7H264V4H263V7L258 3L257 4V2H260V1H254L253 0V3H252V0H250V2H249V0H227V1H230V3L229 2H227V3H229L228 5H227V3H226V0H224V2L226 3H224L222 0H220V1H218V0H213L212 2L213 3H211V2H209V4L210 5H208L209 6V8H202V9H204V12H203V10H201V14L199 15V16H197V15H192L194 18L191 20V15H190V13H192V12H187V11H192L190 8L192 7V8H195L194 6H192L194 3H196L197 2V0L195 1V0H193V2L194 3H192V0H189L190 2H191V4L189 3V1L188 0H185V1H187L188 2V6L187 5H185V6H187V8L185 9V7L183 8L182 6L184 5L183 3H184V0H177L178 1V3H179V1H180V4H179V6L181 5V3L183 4V5H181V7H182V9H184V11H182V9H180V10H177L176 12H175V10H176V8L178 7V3L177 2H175V4L173 5L174 6V9H173V7L171 8V5H169V4H167V6H165V4L167 3V0H141V1H139V2H137V0H136V2L138 3V6H136L137 7V9H139V10H141V13H138V16H139V14H142L143 12L142 11H146V12H149V13H154L155 14V12L154 11H152V10H154V9H156L157 7H155L154 9H152L151 7V5H149L150 3L149 2H151V4L152 3H155V4H153V6H158V8H159V12H158V10H156V12H158L159 14H161V13H166L167 12V8L168 9H170V10H173V12H175V13H177L178 11H182L183 12V14H184V12L187 10V9H190V10H187L186 11V16L189 14V16H190V19L189 18H187L186 17V20L187 19H189V20H191V22H189L188 20V22H189V24L187 23L186 24V21H184L185 20V18L183 19V21H182V23H184L185 22V25H183L184 27V29L182 30V29H180V30H182V31H178L179 30V28H178V32L177 31H174V30H176L177 28L175 27V25H177V23H179V22H177L176 23V19H174V23L173 24H175L174 26H173V24H171L170 23V26H167V27H164V29L162 30V29H160L161 31V34L162 33H164L165 31H167V34H162V35H160L159 37H157L158 36V34H156L155 32L154 33H152V35H151V31L153 30V29H151L150 31H147V27H144L145 28V30H146V32H145V35L143 34V31L144 30H140L141 29V27L139 26V25H141V23L140 22H143L142 21V18L141 17H139L138 19H140L139 21V23H137V24H135L134 23V21L136 20V21H138V19H137V14H135V11L136 12H138L139 10H136V7H135V11L133 12L134 14H132V11L133 10H130L131 12H129V14H131V15H133L134 16V18H136L135 20H133V22H132V19H133V16L131 17L128 13V15L130 16H128V18H129V23H130V25H133V26H136V27H129V28H131V29H129V30H132V32L130 31V33H131V35H133V36H126V34L127 35H130V34H128V33H125V31L127 30V26H128V24H127V26H126V23H128L127 22V20H126V18L124 19V20H126V23H124V24H122L123 23V17H121V16H123V13H124V11H125V9H131L130 8V6L132 5V9L134 8V2L135 1H131V0H125V1H121L123 4H124V2L126 3V6H129L128 4L130 3V6L129 7H127L126 8V6L124 7V5L123 4H121V2H119V0H114V1H116V3L113 1V3H112V7L114 6V10H113V8L111 9V11H109L110 10V8H111V6H110V4H109V2L107 1V0H100V4H99V2H98V0H85L86 2H84V5H86L85 7H84V5H83V12L85 11V13H82V15L81 16H76V12L73 14V13H71V15L73 14V16H70L69 14L68 15H66L65 17H61V16H63V15H61L60 13H56V9H58L57 8V4H58V1L60 2V0H57V1H54V0H48V2H42ZM45 1H47V0H45ZM50 1V2H49ZM104 1V2H103ZM161 1V2H160ZM169 1V3L171 4V0H168ZM174 1V0H173ZM182 1V2H181ZM215 1H217V3L218 2H220V3H218V4H216V2ZM234 3H233V2ZM62 2V1H61ZM96 2V3H95ZM112 2V1H111ZM127 2H129V3H127ZM140 2H141V4H142V2H143V4H142V7H140L139 8V4H140ZM149 3L148 4V6H151V7H149V9H147L146 8V10H145V8L143 9V7H144V3ZM159 2V3H158ZM166 2V3H165ZM264 2V0H261V3H263ZM63 3V2H62ZM62 3H60L61 5H60V7L61 6H63V4ZM91 3V4H90ZM102 3V4H101ZM114 3L115 4H117L116 6L114 5ZM118 3H120V4H118ZM158 3V4H157ZM160 3H162V4H160ZM207 3V2H206ZM226 5V7L227 8H229V11L227 12V13H229V14H227L228 16H231V17H229V18H232L231 20L230 19H227L228 18V16L227 15H225V11L224 12H221L220 14L221 15H223V16H225V18L226 19H220L219 18V16H220V14H219V12H217V10H220V11H223L222 9H224V5ZM249 3H251V4H249ZM75 4H78L79 5V3H75ZM90 4V5H89ZM108 4V5H107ZM208 4V3H207ZM213 4H215V5H213ZM233 4H235V6L233 5ZM243 4H245L246 6H244ZM59 5V4H58ZM78 5H76L75 6V8H77V6ZM81 5V6H82ZM99 5H102V7L100 6L99 7ZM147 5V4H146ZM164 5V6H163ZM177 5V6H176ZM195 6H196V4H194ZM211 5L214 7H212L211 8ZM222 5H223V7H222ZM229 5H233L235 8H239V5L240 6H244L245 8H248V9H245L243 6H242V8H244L245 10H247V11H245L244 13L242 12L243 10H241V12L239 11L240 9H234V7H233V10L234 11H230L231 9H230V7H229ZM238 5V6H237ZM254 5L255 6H257V8L256 7H254ZM56 6V7H55ZM65 6V5H64ZM110 6V7H109ZM161 6H163L164 8H162ZM168 6H170V8L168 7ZM175 6H176V8H175ZM219 8L220 7V9H217V7ZM250 6V7H249ZM261 6V7H260ZM73 7V6H72ZM107 7V8H106ZM147 7V6H146ZM165 7H166V9H165ZM190 7V8H189ZM252 7V8H251ZM78 8H80V7H78ZM101 8V9H100ZM157 8V9H158ZM216 8V9H215ZM241 8V7H240ZM254 8V9H253ZM256 8V9H255ZM260 8V9H259ZM74 9V8H73ZM107 9H109V10H107ZM119 9V10H118ZM205 9H206V11L207 12H205ZM213 9H215V10H213ZM253 9V10H252ZM258 9H259V11H261V12H258ZM112 10L114 11V14H113V12H112ZM122 10V11H121ZM170 10H168V11H170ZM213 10V11H212ZM225 10V9H224ZM238 10V12H240L241 14H243V15H239V13L238 12H236V11ZM250 10L251 11H253L252 13H253V15H252V13L250 12ZM34 11H35V13H34ZM36 11H37V13H36ZM91 12V14H90V12ZM107 11H108V13H107ZM128 11V10H127ZM210 11V12H209ZM215 14L216 12V14L217 15H214L212 12ZM256 11H257V13H256ZM34 13L33 15H30V13ZM111 12H112V14H111ZM172 12V13H173ZM255 12V13H254ZM101 13H103V14H101ZM169 13H171V11L169 12ZM168 13V14H169ZM223 13V14H222ZM238 13V16H237V18H240L241 17V19H234V16H235V14H237ZM91 15V16H89V15ZM118 14V15H117ZM167 14V13H166ZM179 14H181V13H179ZM182 14V15H183ZM204 14V15H203ZM205 14H207V15H205ZM209 14H211V15H209ZM230 14H232V15H230ZM254 14H255V16H256V14H257V18L254 16ZM88 15V16H87ZM124 15H126L125 13H124ZM170 15V14H169ZM169 15H167V16H169ZM178 15V14H177ZM215 17V16H218V18H217V21L218 20H221V22L219 21V23L216 21V20H214L213 19V21L212 22H214L215 21V26H216V23H218L217 24V26L215 27H213V25L214 24H209V21H211L212 20V18L211 19H209L210 17ZM250 15H252V16H250ZM259 15V16H258ZM59 18H58V17ZM108 16V17H107ZM188 16V17H189ZM203 16V17H202ZM205 16H207V17H209L208 18V23L206 22L207 21V17L205 18ZM227 16V17H226ZM240 16V17H239ZM260 16H263V18L261 17V19H260ZM78 17V18H77ZM91 17V18H90ZM116 17H117V19H116ZM125 17H127V16H125ZM185 17V16H184ZM259 17V18H258ZM69 18V19H68ZM72 18V19H71ZM127 18V19H128ZM235 18H236V16H235ZM253 18V19H252ZM256 20H255V19ZM131 19V20H130ZM172 19L173 18H171V20L170 21H172ZM203 19V20H202ZM205 19V20H204ZM251 19H252V21H251ZM112 20V21H111ZM121 20H123L122 22H121ZM224 20V21H223ZM225 20H227L226 22H225ZM233 20H234V22H233ZM244 20H247L246 18L244 19ZM259 20V21H258ZM260 20H262V22L260 21ZM22 23H21V22ZM111 21V22H110ZM17 22V23H16ZM106 22H107V25H106ZM225 22V24H223ZM246 22H248V21H246ZM249 22V23H250ZM100 23V24H99ZM114 23H116V24H114ZM118 23V24H117ZM241 23V22H240ZM105 24V25H104ZM120 24V25H119ZM139 24V25H138ZM181 24V23H180ZM180 24H178V26L180 25ZM220 24H221V26H220ZM256 25V26H259L260 27V24L259 25ZM264 24V23H263ZM262 24V25H263ZM99 25H101L100 27H99ZM186 25H189L188 26V30L186 31L185 30V26ZM199 25L201 26V27H199ZM208 27H207V26ZM223 25H224V27H223ZM227 25V24H226ZM96 26V27H95ZM114 26V27H113ZM117 26V27H116ZM121 27V28H119V27ZM210 26H212V27H210ZM264 26V25H263ZM138 27H140V28H138ZM173 27V28H172ZM181 28H182V26H180ZM191 27H192V30L190 31L189 30V28L191 29ZM197 27V28H196ZM207 27V28H206ZM116 29V31H115V29ZM125 28V31H123V29ZM134 28H136V30L134 29ZM200 28V29H199ZM211 28V29H210ZM213 28L214 29H216L217 30V32H216V30H213ZM218 28V29H217ZM223 28V29H222ZM261 28V27H260ZM259 28V29H260ZM99 29V30H98ZM114 29V31H112ZM122 29V30H121ZM142 29H143V26H142ZM193 29H195V31H193ZM197 29V30H196ZM221 29V30H220ZM258 29V28H257ZM258 29V30H259ZM263 29H264V27H263ZM262 29V30H263ZM107 30H109V31H107ZM137 30H138V32H137ZM139 30H140V32H139ZM185 30V31H184ZM211 30V31H210ZM135 31V32H134ZM153 31H156L157 32V30H153ZM202 31V32H201ZM214 31L216 32V33H214ZM24 32H26V31H24ZM108 32V33H107ZM111 32V33H110ZM116 32V33H115ZM129 32V31H128ZM148 32H150V33H148ZM160 32H157V33H160ZM182 32V33H181ZM213 32V33H212ZM118 33H122L123 34V36H122V34H118ZM137 33V34H136ZM149 34V37L148 36H146V34ZM166 33V32H165ZM184 33H190V34H188V35H186V38H185V40H178L179 42L178 43H180V42H182V44H184V42H185V44L183 45L184 47H186V53H184L185 54V56H184V54L183 53H181L182 54V56H184V57H182V59L186 62L185 64H184V62L182 61V59H181V57L178 59V60H180V61H182L183 62V67L184 68H182V65H181V63H179L178 61H177V63H179L178 65L177 64H175L176 62L174 61V59L172 60V61H174L175 63L174 64H171V65H167L168 67V69H166V68H164V67H161V69L162 68H164V69H162V70H160V71H158L159 69H158V67H160V65L161 66H163L162 65V62H163V64L164 65H166V63H168V62H170V61H168V62H164L163 61V59L161 58L160 60L162 61H160V60H158V61H155V60H153V62L151 61V60H147V63H146V61H145V67H144V63H141V61L142 62H144L143 60H141L140 59V63H134L133 62V64H136V66L137 67H139L140 69H138V68H136V66L134 65L133 66V64L130 62V61H128L127 63H122V65L120 64H118V63H121V62H123V60H122V58H120L121 56L122 57H124V59H129V57L128 56H126V52H125V50H124V47H125V44L124 43H127V44H129V43H131V42H136V43H131L130 45L132 46V47H135V46H141L142 44H145L143 41H145L146 42V44L148 45H151L152 43V45H155V43H156V45H160L161 44V42L164 40V42H162V44L163 43H170L172 40H174L176 37L177 38H179V37H181L182 36V34L184 35ZM259 33V32H258ZM261 33H264L263 31H261V29H260V35L262 36V38H263V35L264 34H261ZM26 34V33H25ZM118 35V38L116 37L117 35ZM155 34H156V36H155ZM178 34V35H177ZM181 34V35H180ZM34 35V34H33ZM154 35V36H153ZM180 35V36H179ZM205 35V36H204ZM208 35V36H207ZM210 35L212 36L213 35V37H210ZM259 35V36H260ZM125 36V37H124ZM142 36H144L143 38H142ZM153 36V38H151ZM187 36H188V39H187ZM115 37V38H114ZM121 37V38H120ZM131 37H132V39H131ZM169 37V38H168ZM172 37V39H170ZM193 37V38H192ZM20 38V37H19ZM20 39V41H22L21 43H23V45L21 44V47H23V46H25V44L24 43H26V41L24 42V39ZM32 40H31V39ZM112 38H113V40H112ZM129 38H130V40H129ZM159 39L160 40V42L159 41H155V39ZM207 38H205V39H207ZM117 39V40H116ZM127 39V40H126ZM135 39H136V41H135ZM143 39V41H141ZM145 39V40H144ZM146 39H147V41H146ZM152 39H154V42H153V40ZM166 39V40H165ZM167 39H168V41H167ZM184 39V38H183ZM188 40V42H187V40ZM195 39V38H194ZM198 38H196V40H197ZM121 40V41H120ZM162 40V41H161ZM198 40H201V39H198ZM208 40V39H207ZM19 41V42H20ZM40 41V42H39ZM118 41H120L119 43H118ZM124 43H123V42ZM126 41H129V42H126ZM150 41H152V43L150 42ZM167 41V42H166ZM235 41V42H234ZM34 42L33 43H31V42H27L28 43V45L29 44H31V45H29V47L31 48V49H33L34 47H35V45L36 44H34ZM116 42V43H115ZM149 42V43H148ZM245 42H246V44L247 43H249V46H250V44L252 43L255 47H256V49H255V51L252 49V48H254V47H252L251 49L254 51H250V50H248V49H245L244 51L248 54V56H247V54L245 53V52H241L243 49L242 48H244V47H242V48H239L240 47V45L241 46H247L246 44H245ZM257 42H259V43H261V45H262V48H261V46H260V44H257ZM119 45H118V44ZM122 44V46H124V47H122V46H120L121 44ZM142 43V44H141ZM177 43V44H178ZM213 43H215V44H213ZM235 43V44H234ZM236 43H237V45H236ZM245 45H244V44ZM145 44V45H146ZM161 44V45H162ZM182 44H181V46H182ZM231 44V45H230ZM36 45V46H37ZM117 45V46H116ZM145 45H143V46H145ZM151 45V46H152ZM215 45V46H214ZM224 45V46H223ZM33 48H32V47ZM53 46H55V47H53ZM178 46V45H177ZM182 46V47H183ZM238 46V47H237ZM122 47V48H121ZM179 48H180V45L178 46ZM183 47V48H184ZM223 47H225V48H223ZM248 47V46H247ZM39 48V47H38ZM51 48V49H50ZM182 48V49H183ZM223 48V49H222ZM234 48V49H233ZM238 48V49H237ZM250 48V47H249ZM259 50H258V49ZM53 49V50H52ZM62 49H64V51L62 50ZM181 49V48H180ZM185 49V48H184ZM192 49V50H191ZM195 51H194V50ZM228 49V50H227ZM62 50V51H61ZM208 50H210L211 52H208ZM248 50V51H247ZM47 51V53H45ZM52 51V52H51ZM64 52V53H66V58H67V60L65 61V59L66 58H64V53H61V52ZM66 51V52H65ZM180 52H183V51H181V50H179ZM191 51H193L192 53H191ZM212 51H213V53H212ZM214 51L216 52V53H214ZM227 51V52H226ZM236 51V52H235ZM238 51V52H237ZM241 53H240V52ZM263 51V50H262ZM12 52H14V51H12ZM126 54H125V53ZM190 52V53H189ZM196 52V53H195ZM218 52V53H217ZM225 52V53H224ZM228 52H230V54L228 53ZM249 52V53H248ZM255 54L256 56H258L259 54H260V58L259 57H257L256 58V56L254 57V56H252V54ZM39 53H40V51H39ZM195 53V54H194ZM197 53H199L198 55L200 56H197L196 54ZM208 53H211V55H210V57H209V54ZM227 53V55L225 56V54ZM231 53H234L235 55H237V56H235L234 54H232L231 55ZM46 56H45V55ZM60 55V57L58 56L57 57V55ZM125 54V55H124ZM224 54V55H223ZM241 54H242V56H241ZM247 56L246 58L244 57L245 55ZM262 54H264V52H262ZM4 55H6V54H4ZM8 55H9V53H8ZM13 56V54H10V56ZM14 55H15V53H14ZM79 55V56H78ZM121 55V56H120ZM230 55V56H229ZM0 56H2V55H0ZM7 56V55H6ZM5 56V57H6ZM10 57V58H13V59H10L9 58V60H13L14 62H15V60H17V56H13V57ZM63 56V57H62ZM84 56V57H83ZM192 56H194L193 58H191ZM251 56L253 57V58H251ZM9 57V56H8ZM7 57V58H8ZM14 57H16V58H14ZM23 57V56H22ZM21 57V55H20V58H18V59H20V60H22V59H24V58H22ZM68 57L70 58V60H68ZM92 59H91V58ZM187 57H189V58H187ZM196 57H199V58H196ZM229 59H228V58ZM231 57V58H230ZM248 57H250V59H248ZM61 58H64V59H62L61 60ZM119 58V59H118ZM178 58V57H177ZM191 58V59H190ZM223 58H225V59H223ZM261 58H263V59H261ZM56 59V60H55ZM157 59H159V58H157ZM176 59V58H175ZM254 59H255V61L257 62V60H258V64H259V62H261L259 65L257 64V67H256V64L254 65V63H256L255 61H254ZM260 59V60H259ZM20 60H17V61H20ZM59 62H58V61ZM64 60V61H63ZM120 60V61H119ZM164 60H166V59H164ZM170 60V59H169ZM177 60V59H176ZM251 60H253L252 61V64H251ZM16 61V62H17ZM53 61H55V62H53ZM118 61V62H117ZM149 61V62H148ZM155 61V62H154ZM167 61V60H166ZM198 63H197V62ZM69 62H68V64H69ZM88 62H90V63H88ZM116 62H117V65H116ZM152 63V65H151V63ZM158 62V63H157ZM216 62H219L218 64L216 63ZM17 63H19V62H17ZM88 63V64H87ZM156 63V64H155ZM161 63V64H160ZM170 63H172V62H170ZM170 63H168V64H170ZM91 66H90V65ZM124 64V65H123ZM127 64V65H126ZM154 64V65H153ZM219 66V65H221V66H223L222 68H221V66H219V68L217 69L216 67H218L217 65ZM93 65V66H92ZM112 65H114V67L112 66ZM119 65V66H118ZM132 65V66H131ZM148 65V66H147ZM150 65H151V67H150ZM177 67H176V66ZM180 65V66H179ZM215 65V66H214ZM110 66V67H109ZM142 68H141V67ZM147 66V67H146ZM155 66V67H154ZM174 66V67H173ZM253 66V67H252ZM111 67H113V70L112 71H114L115 70V72L113 73L112 72V75L110 76V74H111V72H109L110 70V68ZM115 67H116V69H115ZM132 67V68H131ZM152 67H153V69H152ZM157 67V68H156ZM166 67V66H165ZM179 67V68H178ZM94 68V69H93ZM107 68V69H106ZM109 68V69H108ZM118 68H121V70H119ZM147 68V69H146ZM149 68V69H148ZM150 68H151V70H150ZM158 69V70H156V69ZM171 68V69H170ZM175 68V70H173ZM183 70H182V69ZM212 68H215V69H212ZM221 68V69H220ZM102 70V71H100V70ZM145 69V70H144ZM176 69H178V70H176ZM199 70V71H197V70ZM217 69V71H215ZM226 69V70H225ZM105 70H107V71H105V75H104V71ZM119 70V71H118ZM134 70V71H133ZM139 70V71H138ZM155 70V71H154ZM163 70H164V73H163ZM182 70V71H181ZM96 71V72H95ZM127 71V72H126ZM135 71H136V73H135ZM138 71V72H137ZM150 72V74L151 73H153V72ZM170 71V72H169ZM181 71V72H180ZM195 71H197V72H195ZM223 71H224V73H223ZM99 72H102L103 74H101V73H99ZM134 72V73H133ZM145 72V73H144ZM167 72L165 73V74H167ZM199 72V73H198ZM94 73H92L91 72V74H94ZM110 73V74H109ZM182 73V74H181ZM193 73V74H192ZM234 73V74H233ZM114 74V75H113ZM118 74V76L119 77H121V75H119ZM126 74V75H125ZM156 74V73H155ZM164 74V75H165ZM190 74V75H189ZM202 74H204V75H202ZM218 74V73H217ZM239 74H241V75H239ZM102 75V76H101ZM137 75V76H138ZM185 75H187V76H185ZM208 75H209V73H208ZM235 75H236V77H235ZM127 76H129V75H127ZM124 77V78H127V79H131V77L130 78H128V77ZM177 76H179V77H177ZM239 76H241V78H239ZM116 77V76H115ZM123 77H121V78H123ZM165 77H166V75H165ZM168 78H170V77H172L171 75H169V76H167ZM187 78L188 80H184L185 78ZM243 77V78H242ZM106 78V79H107ZM196 78V77H195ZM212 78V79H213ZM237 78H239V79H237ZM211 78H210V81L212 80ZM242 79V80H241ZM182 80H184V81H182ZM195 80V79H194ZM197 80V79H196ZM195 80V83L197 84L198 82V80L196 81ZM213 80V81H214ZM228 80V81H227ZM257 82H256V81ZM209 81V82H210ZM234 81V82H235ZM236 81V82H237ZM240 81V82H239ZM125 82V81H124ZM126 82H127V80H126ZM125 82V83H126ZM182 82V83H181ZM191 82H193V81H191ZM204 82V81H203ZM215 82V81H214ZM127 83H129V81L127 82ZM193 84H194V82H193ZM226 84H228V85H230V84H232V85H230V86H232V88H235V87H237V89H238V91H237V89H234V92H235V90L237 91V92H235V94H233L234 92H233V89L231 88V87H229V86H227ZM211 85H214V88H211ZM153 86H151V87H149V88H151V89H149V88H147V90L149 89V93L147 92V90L145 91V89L143 90L144 92H145V94H144V92L141 90L139 93H136V92H134V91H129V92H131L129 95H127L126 93H129L128 91L127 92H125V94L127 95H125V94H123V92H121V93H117V94H115L116 96V99H117V101L119 100L120 102H122V103H127V101H129V102H131V101H133V99H135L134 100V102H131L133 105H135V106H137L138 104L136 103V99H138V103H140V100H139V97L140 98H142L143 100H141V103L140 104H146L145 106H147L146 108H148L149 107V109H153L154 107H156V105L155 106H152V108L150 107V105H154L155 103L153 102V100H152V98H154V96H155V98H154V101L156 102L159 98H160V100H158L157 102H156V104H160V103H162L163 102V104H160V105H164V106H167V105H165L166 103L168 104V103H170V105L171 104H173L174 105V103L175 102H177L179 99H176L175 97H180L181 95H180V93H177L176 94V91H174L175 92V94H173L174 92H173V90L172 91H170V90H167V91H165V89L163 88V87H161V89H159L158 88V90H157V88H152ZM156 87H158V86H156ZM198 87H200V89L198 88ZM103 88H105L104 86H103ZM108 87H106V90L108 91V89H107ZM163 88V89H162ZM204 90V93L202 94L201 92V90L202 89ZM228 88V89H227ZM112 89V88H111ZM213 89V90H212ZM232 89V90H231ZM105 90V89H104ZM200 90V91H199ZM230 90V91H229ZM256 92H255V91ZM103 91L104 92V94L105 93H107L108 94V96L110 95V91ZM151 91H153V92H151ZM161 91V92H160ZM201 93H199V92ZM227 91V92H226ZM146 92L150 95V97H149V95H147L146 94ZM159 92L161 93V94H159ZM173 92V93H172ZM197 92H198V94H197ZM213 92H215L214 94H212ZM226 92V93H225ZM113 93V92H112ZM115 93V92H114ZM133 93H134V95H133ZM140 93H141V95H140ZM142 93H143V95H142ZM157 93H158V95H157ZM165 93H169L168 95L167 94H165ZM174 95V96H172V94ZM227 93L229 94L230 93V95H227ZM239 93V94H238ZM107 94H105V95H107ZM119 94H121V95H119ZM123 94V95H122ZM132 94V95H131ZM154 94V95H153ZM165 94V96H163V95ZM170 94H171V96H170ZM223 94H225V98H224V95ZM111 95H113L114 96V94H111ZM118 95V96H117ZM136 95H138L139 97H137ZM147 97H146V96ZM157 95V96H156ZM176 95V96H175ZM180 95V96H179ZM188 95H189V97H188ZM197 95V96H196ZM203 95V96H202ZM231 95L233 96V95H235V96H233V97H239V95H240V99L239 100H237V99H235V98H230L231 97ZM122 96H126L125 97V102L123 101V99H124V97H122ZM130 96V97H129ZM131 96H134V97H137V98H133V97H131ZM141 96H143L144 98H145V100H144V98L143 97H141ZM216 96H217V98L219 97L220 98V101H222V100H230V99H232V100H230L231 101V104L229 103V101H228V104L229 105H231L232 106V102H235L236 103V107L235 106H232V109H231V106H230V108L228 107V108H226L227 106H228V104H227V106H226V104H225V102H219V98L217 99L216 98ZM119 99H118V98ZM120 97H121V99L122 100H120ZM152 97V98H151ZM169 97V98H168ZM185 97H180V100L182 99V101L184 102L185 101ZM207 97H209V96H207ZM229 97V98H228ZM126 98H130V99H126ZM132 98V99H131ZM147 98H148V100H147ZM158 98V99H157ZM163 98V99H162ZM177 100V101H175V99ZM221 98H224V99H221ZM169 99H174L173 101H169ZM184 99V100H183ZM131 100V101H130ZM150 100V101H149ZM163 100V101H162ZM164 100H166L165 102H164ZM179 100V101H180ZM187 100V99H186ZM198 100V101H199ZM202 100H200V101H202ZM235 100V101H234ZM240 102V101H242V103H244V105L245 106H243V105H241L242 103L240 102V107H239V103L237 102ZM244 100V101H243ZM118 101V102H119ZM145 103H144V102ZM147 101H149V103H153V104H148V102ZM152 101V102H151ZM206 102H207V100H205ZM253 101H255V102H253ZM257 101V102H256ZM261 101V102H260ZM119 102V103H120ZM197 102V101H196ZM220 104H219V103ZM248 102H250V103H252L251 104V106L252 107H250V105H248V104H250V103H248ZM122 103H120L121 105H122ZM165 103V104H164ZM178 103V102H177ZM176 103V104H177ZM179 103H182L181 101L179 102ZM215 103V104H214ZM254 103V104H253ZM159 104H158V106L157 107H159ZM175 104V105H176ZM222 104H223V106H222ZM225 104V105H224ZM248 105V107L249 108H251L250 109V111L248 110V111H246V109H248V107H246L247 105ZM143 105V106H144ZM174 105V106H175ZM218 105V106H217ZM139 106V105H138ZM169 106V105H168ZM172 106V105H171ZM212 106H210V107H212ZM161 107V106H160ZM178 107V106H177ZM220 107V108H219ZM222 107V108H221ZM234 107H235V109L236 108H238V111H239V113H241L242 111V113L244 114V116H243V114H239L238 112H236V111H234L233 109H234ZM243 107V108H242ZM244 107H246L245 109H244ZM259 107H261V109L259 108ZM242 110H241V109ZM258 108L260 109V110H262V111H260V110H258ZM155 109H157V108H155ZM221 109V110H220ZM223 109V110H222ZM224 109H228V111L227 110H224ZM230 110V111H229ZM233 110V111H232ZM241 110V111H240ZM219 111V112H218ZM225 111H227V112H233V113H230L231 115H229V113H228V115L230 116H228L227 115V117H228V119H229V121L226 119L227 117H226V114H227V112H225ZM235 112V113H234ZM246 112V113H245ZM261 112V113H260ZM216 113V114H215ZM220 113V114H219ZM249 113V114H250ZM236 114H239V117H238V115H236ZM247 114V115H246ZM222 115V116H221ZM240 115H242L243 117H241L240 118ZM261 115H262V118H261ZM217 116V117H216ZM222 118L221 120H219L218 121V119H220V117ZM158 117V116H157ZM219 117V118H218ZM238 117V118H237ZM160 118V117H159ZM162 119H163V117H162ZM221 121V122H220ZM228 121V122H227ZM224 125V124H223ZM220 126H222L221 124H220ZM59 174V173H58ZM83 174V173H82ZM84 174H86V173H84ZM177 174V173H176ZM61 175H63V173H61ZM58 176H60V174L58 175ZM64 176V175H63ZM62 176V177H63ZM82 176H85V175H82ZM82 176H80L81 178L79 179V180H84V177H82ZM54 177H57V175L56 176H54ZM62 177H60L59 178V180L57 179H55V181H52L50 178H47V180H51V182H49V181H47L48 183H46L45 181H43V180H41V181H43L44 183L42 184V183H40V181H39V183H37V182H35L36 180H32V182H27V181H31V180H26V181H24V179H23V181L21 180V181H17V182H15V181H12L13 182V184H12V182L11 181H9V182H5V183H3L2 185L3 186H6V187H3V186H1L0 188H5L6 190H8V192L9 193H11V195H12V193H14V192H12L14 189L15 190H17L16 191V194L18 193V190H19V194H17V196L19 195V196H21V198L22 199H20V197L18 196V198H19V200L20 201H23L22 203H21V205H23L22 206V208H20L21 210L23 209V207H24V205H25V207H26V205H28L29 207V209L28 208H25V210H30L31 208L33 209V210H30L29 212H32V214L30 215L31 217H33V215L35 216L36 215V218L35 217H33V219L35 220V222L34 221H32V223H30V224H32L31 226L34 228L35 227V229H41L43 232H46V231H49L50 233H48V232H46V234L47 235H49V234H51V235H49V238H50V236H55L57 233L59 234V232L62 230V231H65L64 233H66V232H69V233H67L68 235H71V234H74V232H75V234L74 235H76L77 234V236H78V234L79 233H81V232H79L80 231V229H79V227L81 228V226H82V228L83 229H81V231L82 230H86V228L84 227V224H82L83 222L84 223H86L87 221L89 222H87L86 224L87 225H89V226H92V228L91 229H89V226H88V229L86 230L88 233V236L87 235H83V236H85V238H84V240L86 239V237H87V241H85V242H87L86 243V245L83 243V246H84V248H81V245L80 244H78V243H80V242H78L77 243V245H79L80 246V249H82V250H77L76 251V253L75 254H73L72 252H70V254H71V256L73 257H71V256H69L68 255V253H65L66 251H65V249H67L65 246H64V248L62 247V246H60V247H62V248H60L57 244H55V242H54V240H55V237L54 238H52V239H50L51 240V242L53 243V245H51V247L47 250L48 252H46V251H44L43 250V253H44V256H42L41 254H43V253H41V252H38V251H36V252H38V253H36L35 252V250H33V249H31V251H29L28 253L30 254V255H25V253H23L24 254V256L25 257H23V255L22 254H19L20 256H19V258L20 257H23V259L21 258V264H22V261L24 260V258L27 260V258H28V260H30V257H31V259H38V257L40 256V257H43V261H41V258L39 257V259L36 261V260H32V261H23L24 263L23 264H37V262H38V264H39V261H40V263L41 264H47V262H48V260L47 259H45V252H46V256H48V259H49V255H47L48 253L50 254V249L52 250V251H56V252H52V254L53 253H55V254H53L52 255V257H57V258H62L61 260L59 259V260H54V258L50 261L51 262V264H53V263H56V264H66L67 262L70 264V263H72V264H78L79 262H81L82 264H90L91 262L93 263V264H95L94 262H98V260H100L97 264H109V263H111V264H115V262H116V259L115 258H118V260H117V262H116V264H179V262L178 261H181V258L184 260V262H185V260H186V258L184 259V257H182V254H180V253H182V252H180V251H183V250H185V251H187L191 246L193 247H196V245L198 244H200V243H198V242H201V240H203L204 242H202L201 244H200V247H201V245L203 246L204 245V248H206L205 250H201L200 248V250H201V253H203V254H201L200 252H198L197 251V249L198 248H192V249H189V251L190 250H192V251H187V252H189V253H187L186 252V254L184 253L183 254V256H185V257H187L188 256V258H187V260H186V263H183L182 261L180 262V264H200L201 263V261H203V263H205V264H235L236 262L237 263H239V262H243L244 264H264V245H263V243L259 240V242L257 241L255 244L253 243L256 239H257V237H256V235H258V234H256V235H253V233H252V231L249 229V224H250V222L252 223L253 221H250V218L252 219V215H251V213H243V215H241V216H239L238 215V218H237V216L235 217V218H237L238 220H237V222H236V224H235V226L234 227H236L237 228V230L239 231V233L237 234V235H234L233 233H231V234H222V233H220V234H222L223 236H221L220 238H221V243L220 242H218V241H220V240H218V238L219 237H217V239L215 240V236L216 235H212L211 233H209V235L208 234H204V236H205V238L204 237H202L200 234L198 235L197 234V232H196V234H194V233H192L191 232V230L188 228V229H186V230H188V232H191V233H189L190 235H188V232L183 228V230H182V234H173L174 232H176L177 230L179 231V229H180V231H179V233L181 232V228H178L176 231H172V230H170L168 227V229H169V231L167 232L168 233V235H166L167 233H165L164 232V227H161L162 225H163V223H162V225L159 223L160 221L162 222V218L164 219V221H170L171 222V220H168L169 218H170V216H171V214L173 213L172 211H174V213L176 212V210H178L177 209V207H178V205H179V207L181 208H183V206H184V211L182 210V208L180 209L179 207V210H178V212L180 211L181 212V210H182V214H183V212L185 213V211H187L188 210V213H189V210H192V211H194V210H197V207L200 205H202L201 203H200V201L203 199V196L205 197L206 195V189L205 188H207V187H205V185L206 184H204V183H199V184H195V183H193V185L195 186H191L190 187V183L188 184L187 182H184V185L181 183V185L180 184H178L177 182H171L170 184L168 183L169 181H162V182H155V183H157V185H155V184H152L154 181H149L148 183L147 182H143V185H142V182L140 183V185H138V186H136L135 185V183H134V186H136V187H134L133 186V182H129V183H127L128 184V186L130 185V186H132L133 188H131V189H134V190H136V191H134V193L135 192H139V191H141V192H139V193H141V194H143L142 196H141V194H139V196L138 197H136V195H135V197H133L132 195V192H130V187H128L129 189H127V191H129L132 195V198L131 197H127V195H126V197L125 196H119V199L118 198H115V196L113 197L114 198V200L112 199V197L111 198H109V194L107 195V191L108 190H106V189H112L113 191H114V193L111 191V190H109L110 191V193H112L113 195L114 194H116V192H115V187H117V186H113V182H111V183H109V182H101V181H93V180H89V182L87 181L88 180V178L86 179V180H84V183L82 184V181H81V184H80V181L78 182L77 180H75V181H69L68 183H67V180L65 181L64 179L66 178H64V179H61ZM53 178V177H52ZM53 179V180H54ZM45 180V179H44ZM77 181V182H76ZM86 181V182H85ZM25 182V183H24ZM139 184V182H136V184ZM151 183V184H150ZM166 183H168V184H166ZM117 184V183H116ZM115 184V185H116ZM122 184V183H121ZM120 184V185H121ZM126 184V185H127ZM147 184V185H146ZM148 184H150V185H148ZM159 184V185H158ZM175 184V185H174ZM203 184V185H202ZM1 185V184H0ZM11 185H13V186H11ZM17 185V186H16ZM118 185V184H117ZM120 185L118 186V187H120ZM154 185V186H153ZM186 185H188V186H186ZM202 185V186H201ZM122 186H124V185H122ZM206 186H208V185H206ZM8 187V188H7ZM101 187V188H100ZM107 187V188H106ZM124 187H126V186H124ZM156 187V188H155ZM182 187V192H185L186 190L185 189H187V187H189L188 189H189V191H191L192 192V195L191 196H189V194L187 195V192H186V197H188V202L186 201L187 200V198L185 197V194H184V199L182 200H180V198H181V196L183 195V193H182V195H181V193H179L181 196L179 197V198H175V197H178L179 195L178 194H174V193H177V190H178V188H181ZM209 187V186H208ZM17 188V189H16ZM98 188V189H97ZM177 188V189H176ZM185 188V189H184ZM211 188V190H212V187H210ZM214 188V187H213ZM11 189V190H10ZM98 191V193H97V191ZM102 189V190H101ZM116 189H118V188H116ZM123 190V188L121 187L120 188V190ZM173 189H175V192H173L174 190ZM187 189V190H188ZM209 189V188H208ZM1 191H2V189H0ZM119 190V189H118ZM125 190V189H124ZM124 190L122 191V192H124ZM150 190L152 191V193H153V195L151 194V192H150ZM171 190H172V192H171ZM183 190H185V191H183ZM204 190V191H203ZM211 190L210 191H208L207 190V192L209 193V192H211ZM214 190V189H213ZM96 191V192H95ZM104 191H106L105 193H104ZM109 191H108V193H109ZM146 191H148L147 193H146ZM162 191V192H161ZM168 191V192H167ZM180 191V190H179ZM24 192H26V193H24ZM122 192H121V194H122ZM126 192V191H125ZM137 192V193H138ZM155 192V193H154ZM169 192H171V195L169 194ZM191 192H188V193H190L191 194ZM196 192H198V196H197V199L195 198V196L197 195V194H195ZM214 193H213V195L217 192V190H215V191H213ZM2 193H4V192H1V194ZM7 193V192H6ZM100 193H101V195H100ZM144 193H146V195L147 196H145V194ZM167 193V194H166ZM173 193V194H172ZM212 193V192H211ZM16 194L14 195L13 194V196H16ZM117 194H119V193H117ZM120 194V195H121ZM126 193H124V195H125ZM129 194V193H128ZM170 195V197H174L175 198V200L177 199V203H178V205H177V203L173 200V199H169V202H170V200H172L171 201V205L170 204H168V202H166V197L167 196H165V195ZM193 194H195L194 195V198H193ZM210 194V193H209ZM209 194H207V196L209 195ZM217 194V197H218V199H219V201L217 202V198H216V204L214 203V196ZM214 196L213 195H209L208 196V198H207V196H206V199L204 200L203 199V202H209L210 200V204H211V202L212 203H214L215 205H216V209L218 208V209H221L222 207V205H225V204H223V202L224 203H226V204H228L229 205V203H230V206H229V209H231V207H233V208H235V210L234 211H239V210H237L236 208H238V207H241V206H239L240 205V201H241V199L239 198V197H236V196H230V197H228L227 196V198L224 196L222 199H221V197L220 196H222V194L220 193H216ZM6 196V198H10V194L8 195V193L7 194H3V196ZM22 195H26L27 196V198H25V196H22ZM97 195V196H96ZM103 195H105V196H103ZM107 195V196H106ZM130 195V194H129ZM177 195V196H176ZM202 195V197L200 198V196ZM224 195V194H223ZM100 196V197H99ZM211 196V197H210ZM105 197H108V198H105ZM116 197H117V195H116ZM192 197V198H191ZM12 198V197H11ZM18 198H16V199H14V197H13V200L15 201V200H18ZM200 200H199V199ZM107 199V200H106ZM167 199H168V197H167ZM190 199H191V201H190ZM193 199V200H192ZM196 199V200H195ZM207 199H209V200H207ZM227 199H229V200H227ZM111 200V201H110ZM185 200V201H184ZM221 200H224V201H221ZM225 200H227L226 202H225ZM168 201V200H167ZM180 201V202H179ZM193 201H194V203H195V201H196V203H197V201H199L198 202V204H196L195 203V205L197 206H194L193 204H191V203H193ZM229 201V202H228ZM232 201V202H231ZM17 202V201H16ZM26 202V204H23V203H25ZM172 202H173V205H175V206H173L172 205ZM186 203L187 205H185V204H182V203ZM191 202V203H190ZM202 202V203H203ZM205 203V204H207V205H205V206H201L202 208H206V210H208V212H209V209H207V207L209 206L208 204L209 203ZM18 203H19V201H18ZM18 203H17V205H18ZM164 203H167L168 205H166V204H164ZM179 203H181L183 206H181V204H179ZM204 204V203H203ZM214 204H211L210 205V207L212 208V209H215V206H214ZM164 205H166L164 208H165V210H163L164 208H162ZM176 205H177V207H176ZM221 205V206H220ZM228 205H227V208H228ZM170 206H172L173 208H171ZM207 206V207H206ZM226 206V205H225ZM193 207H196V209L195 208H193ZM188 208V209H187ZM198 208H200V207H198ZM202 208H200V209H202ZM209 208V207H208ZM224 208V207H223ZM170 209L172 210V211H170ZM186 209V210H185ZM225 210H224V212H226L227 211V209L226 208H224ZM24 209L22 210V212L23 211H25ZM203 210V209H202ZM206 210H205V212H206ZM223 210V209H222ZM165 213H164V212ZM167 211L169 212V213H171V214H169V213H167ZM232 211H233V209H232ZM26 212V211H25ZM29 212H26V213H24L23 212V214H24V216L25 217H27V213H29ZM35 214H34V213ZM179 212V214H181ZM228 212H230V211H228ZM161 213H162V215H161ZM192 214H194L193 212H191ZM190 213V216L192 215ZM159 214V215H158ZM169 215V218L167 217L166 218V215ZM177 214V213H176ZM175 214V215H176ZM186 214L187 213H185V215L183 214V216L186 218ZM229 214V213H228ZM227 214V215H228ZM164 215V216H163ZM174 214H173V216H175ZM188 215V214H187ZM195 215V214H194ZM197 215V214H196ZM199 215V214H198ZM230 216H227V217H225V218H227V219H229V218H231V213L229 214ZM29 216V218H30V220H32L31 219V217ZM86 218H85V217ZM93 216V217H92ZM100 218H99V217ZM178 216H180V215H178ZM182 215L180 216L181 218L183 217ZM204 216V215H203ZM202 216V217H203ZM250 216H252V217H250ZM261 216V215H260ZM259 216V217H260ZM25 217H24V219H25ZM92 217V218H91ZM95 217V218H94ZM104 217V219L106 218L107 220H108V218L111 220H108V222H107V220L105 219L104 221H103V218ZM117 217V218H116ZM159 217H162L161 218V220H160V218ZM177 217V216H176ZM196 217V216H195ZM239 217H245V219L244 218H239ZM247 217L249 218V219H247ZM28 218V219H29ZM67 218H68V220L70 219L71 221L70 222H68V220H67ZM78 218H79V220H78ZM87 218H88V220H87ZM125 218V220H123ZM127 218H130V220L131 219H136V218H138V219H140V223L143 221V226L142 225H138V223H137V225H135L136 223H134V225H133V223H132V220L130 221H127L128 219ZM158 218V219H157ZM165 218H166V220H165ZM179 218V217H178ZM177 218V219H178ZM77 219V220H76ZM89 219H91V220H89ZM101 220V222H98V220L96 221V225L94 224V222H95V220ZM116 219V220H115ZM156 219H157V221H156ZM170 219H172V218H170ZM180 219V218H179ZM179 219H178V222H179ZM183 219V218H182ZM181 219V220H182ZM191 218L189 217V219H187L186 220V222L188 221V220H190ZM27 220V219H26ZM65 220V221H64ZM67 220V221H66ZM74 220V221H73ZM92 220H94V221H92ZM99 220V221H100ZM120 220V221H119ZM124 222H123V221ZM158 220H160V221H158ZM172 220H175L174 219V217H173V219ZM193 220H196V219H194V216H193ZM236 220V219H235ZM28 221V220H27ZM27 221H25L24 220V222L26 223ZM37 221V222H36ZM80 221H82V223H80ZM102 221H103V223L105 222V226H108L110 229H108V230H111V231H108L107 229H106V227H104V224H102ZM120 222V224H119V222ZM126 221V222H125ZM137 221V220H136ZM145 221V222H144ZM154 221L156 222V223H154ZM163 221V222H164ZM177 221V220H176ZM176 221H174V222H176ZM24 222H23V224H24ZM30 222V221H29ZM29 222H27V223H29ZM78 222V223H77ZM116 222V224H113V223H115ZM127 222H129V223H131V225H127V224H129V223H127ZM135 222V221H134ZM137 222H139V220L137 221ZM168 223L169 225L168 226H171L170 224L171 223ZM185 221H183V223H184ZM181 223V222H179L180 223V227H183L182 226V224L183 225H185V224H187V223ZM190 222H192L193 223V221L191 220ZM97 223H100V224H98L97 225ZM110 225H108V224ZM111 223V224H110ZM118 223V224H117ZM124 223L126 224V225H124ZM157 223H159L158 225H157ZM228 223V222H227ZM263 223V222H262ZM30 224H28V225H30ZM77 224H78V226H77ZM79 224H81L80 226H79ZM85 224V226H87ZM142 224V223H141ZM154 224V225H153ZM156 224V225H155ZM174 224H176V223H174ZM191 224V223H190ZM190 224H188L187 226H190ZM24 225H26V224H24ZM113 225H117V226H113ZM164 225H166L165 223H164ZM163 225V226H164ZM262 225V224H261ZM119 226V227H118ZM122 226H123V228H122ZM128 226V227H127ZM132 226V227H131ZM133 226H135V227H133ZM136 226L138 227V228H141V229H138V228H136ZM142 226V227H141ZM175 226V225H174ZM173 226V227H174ZM186 226V225H185ZM241 226H243L244 228H242ZM37 227V228H36ZM103 227V228H102ZM107 227V228H108ZM114 227V229L117 227V229L116 230H114V229H112ZM128 229H127V228ZM147 227V228H146ZM172 227V228H173ZM262 227H263V230H264V225H262ZM94 228H96V229H94ZM99 228H101V229H103L102 231H101V229H99ZM105 228V229H104ZM121 228V229H120ZM145 228V229H144ZM153 229V230H151V232H150V229ZM175 228H177V226H175ZM186 228V227H185ZM59 229H60V231H59ZM79 229V230H78ZM98 229V230H97ZM120 229V231H118ZM135 229H137V231L139 230L140 231V233H141V231H142V233L140 234L139 233V231H138V235H141V237H145L146 239H147V237H148V239L149 240H146V241H148V242H150V244H152L151 243V241H150V239L152 238H154L155 237V239L156 240H162V242L161 241H159L161 244L159 245L158 244V241H153L152 239V241H153V244L154 243H157L159 246H161L162 247V244L164 245L166 242L164 241V240H167V238H165V237H169L170 239H168L169 240V242L168 243H170V240H172L173 241V243H174V245L176 246H174V247H172V248H174L173 250L171 249V246H170V248L169 247H167L168 246V244H165L163 247L164 248H166L165 250H172L173 252H171L170 251V253L171 254H175V252H176V254H175V258H176V256H177V258L176 259H178V260H176L175 258V260L173 259L172 261H168L170 258H167L165 255L167 254V253H165V252H161V247H160V249L158 248V247H155V245L152 247V248H150V246H152V245H150L149 247H148V245H149V243L148 244H145V243H147V242H145V240L144 239H142V240H144V242H142L139 238H137V236L135 237L136 238V241H135V239L133 238V236H132V238H130L131 237V234H132V232H137V231H133V230H135ZM146 229H148V235L149 236H143V235H145V233H147V230ZM161 231V233L163 232V234L165 235L164 237H163V235L162 234H160V231ZM167 229V230H168ZM174 229V228H173ZM260 229H261V231L260 232H257V233H261L262 232V228L260 227ZM55 230H56V233H54L55 232ZM77 230H78V232L79 233H77ZM94 232H93V231ZM104 230H105V233H106V235H108L109 234V232H112V233H110V235H108V236H106L105 235V233H104ZM113 230H114V232H113ZM128 230H130V231H128ZM144 230V231H143ZM146 230V231H145ZM72 231V232H71ZM84 231H82V233L84 232ZM86 231H85V233H86ZM98 231V232H97ZM117 232V234H116V232ZM123 231V232H122ZM172 231V232H171ZM184 231V232H183ZM185 231L187 232V235L188 236H186V233H185ZM71 232V233H70ZM93 232V233H92ZM98 233V235H100V237L97 235V233ZM119 232H121V235L119 234L118 235V233ZM127 232V233H126ZM128 232H131V234L130 233H128ZM145 232V233H144ZM153 232V233H152ZM155 232V233H154ZM195 232V231H194ZM264 232V231H263ZM262 232V233H263ZM61 234H64L63 232H60ZM100 233V234H99ZM113 233H115V234H113ZM133 233V234H134ZM183 233H185V235L183 234ZM57 234V235H58ZM66 234V235H67ZM111 234H113V235H111ZM125 236H124V235ZM127 234H130V235H127ZM132 234V235H133ZM143 234V235H142ZM151 234H152V236H151ZM153 234H154V236H153ZM155 234H157V236L155 235ZM173 234V235H172ZM219 234V235H220ZM233 234V235H232ZM56 235V236H57ZM60 235V234H59ZM80 235V234H79ZM102 235V236H101ZM117 235L118 236H120V238L119 237H117ZM147 235V234H146ZM170 235V236H169ZM172 235V236H171ZM177 237H176V236ZM182 235V236H181ZM196 235V237H194V241H192L193 240V236H195ZM199 237H198V236ZM210 235H212L214 238H212V236H210ZM218 235V236H219ZM97 236L99 237V239L97 238ZM103 236L105 237V238H103ZM112 236V237H111ZM128 236H130V237H128ZM135 236V235H134ZM159 236H162V237H159ZM190 236V237H189ZM192 236V237H191ZM206 236H208V237H206ZM48 237V236H47ZM76 237V236H75ZM128 237V238H127ZM139 237V236H138ZM159 237V238H158ZM173 237V238H172ZM178 237H187L186 239L189 241V239H190V243H191V245L189 246V244L190 243H188L187 242V240L186 239H184V244L187 246L185 249H184V247H181L182 246V243H181V245H180V242H182V238H178ZM209 237H210V241H209V243H207V244H204V243H206L205 241H207L208 239H209ZM259 237V236H258ZM262 237H264V234L262 235ZM74 238V237H73ZM89 238V239H88ZM111 238V239H110ZM121 238H123V239H121ZM175 238V239H174ZM192 238V239H191ZM195 238L196 239H200V240H195ZM208 238V239H207ZM219 238V239H220ZM78 239V238H77ZM95 239H97V241L95 240ZM101 239H102V241H101ZM106 239H107V242L109 241H111L113 244H111V242L109 243L108 242V245L106 244L107 242H106ZM109 239V240H108ZM119 239V240H118ZM139 239V240H138ZM154 239V240H155ZM177 239V240H176ZM212 239L213 240H215V241H213V245H208V244H212ZM84 240L82 239V241L84 242ZM105 240V241H104ZM117 240V241H116ZM131 240V241H130ZM178 240H181V241H179L178 242ZM95 241H96V243H95ZM104 241V242H103ZM120 241V242H119ZM121 241H123V242H121ZM174 241H176V243L178 244V245H180L179 247L181 248V250L180 249H178L179 247L177 246V244L174 242ZM195 241H198V242H195ZM91 242V243H90ZM103 242V243H102ZM106 242V243H105ZM117 242H119V243H117ZM129 242V243H128ZM134 242V243H133ZM186 242H187V244H186ZM193 242H195V243H197V244H192ZM82 243V242H81ZM101 245H100V244ZM104 243H105V245H104ZM122 243V244H121ZM131 243V244H130ZM137 243H139V244H137ZM142 243V244H141ZM145 244V248L147 249H144V250H142L141 249V247L143 248V245ZM172 243V242H171ZM171 243L169 244V245H171ZM173 243H172V245H173ZM218 243V244H217ZM95 244H96V246H95ZM100 245V247H102V248H100L99 246V248L97 247V245ZM115 244V245H114ZM135 244V245H134ZM56 245V246H55ZM93 245H94V247H93ZM104 246V248H103V246ZM113 245V246H112ZM119 245H121V248L119 247ZM137 245V246H136ZM184 245V246H185ZM59 247V251H58V247ZM91 246V247H90ZM106 246L107 247H109V246H111V247H109L107 250L105 249L106 248ZM134 246V247H133ZM140 248H139V247ZM166 246V247H165ZM55 247H57V249L55 248ZM87 247V248H86ZM113 247V248H112ZM115 247V248H114ZM118 247L120 248V249H118ZM122 247H123V250H122ZM126 247V248H125ZM128 247H129V249H128ZM131 247H133V248H131ZM156 248V250L155 251H153L152 249H155ZM162 247V248H163ZM189 247V248H188ZM199 247V246H198ZM219 247V248H218ZM53 248H55V249H53ZM79 248V247H78ZM100 249V250H98V249ZM117 248V249H116ZM136 248H138V249H136ZM164 248L162 249L163 251H165L164 250ZM176 248H177V250H176ZM211 248H212V250H211ZM61 249V250H60ZM93 249H94V252H93ZM100 251L99 253H98V251ZM116 249V250H115ZM141 249V250H140ZM148 249H150V251H153L152 253L148 250ZM158 249V250H157ZM194 249V250H193ZM209 249V250H208ZM64 252H63V251ZM91 250V251H90ZM103 250V251H102ZM117 250H119L120 252H121V255L119 254L120 252H116ZM128 250H130V251H128ZM139 250V251H138ZM176 250V251H175ZM180 250V251H179ZM206 250H208V251H206ZM217 250V252L216 253H214V251H216ZM41 251V250H40ZM64 253V255L65 256H63V254H62V252ZM81 251V252H80ZM97 251V252H96ZM105 251V252H104ZM109 251V252H108ZM111 251V252H110ZM115 251V252H114ZM123 251V252H122ZM124 251H126L127 253L126 254H128V253H131V254H128V255H126L125 253H124ZM156 251H158L157 253H155ZM159 251L161 252V254L164 256V258L163 257H161L162 255L160 254L159 255ZM166 251V252H167ZM185 251H183V252H185ZM204 251V252H203ZM31 252H34V253H36V254H39V255H37V258H35L36 257V254H35V256L33 255V253L31 254ZM58 252V253H57ZM67 252H68V250H67ZM80 252V253H79ZM91 252V253H90ZM102 252H103V254H102ZM179 252V253H178ZM196 252H198V253H196ZM28 253H26V254H28ZM110 253V254H109ZM113 253V254H112ZM118 253V254H117ZM165 253V254H164ZM214 253V254H213ZM59 254V255H58ZM62 254V255H61ZM73 254V255H72ZM77 254V255H76ZM92 254V255H91ZM97 254H99V255H97ZM101 254V255H100ZM115 254V255H114ZM125 256H124V255ZM188 254V255H187ZM192 254V255H191ZM194 254V255H193ZM197 254V255H196ZM22 255V256H21ZM66 255H68V256H66ZM76 255V256H75ZM80 255V256H79ZM91 255V256H90ZM117 255H119V256H121V257H117ZM168 255H169V253H168ZM190 255V256H189ZM212 255V256H211ZM28 256V257H27ZM50 256H51V254H50ZM61 256V257H60ZM77 256H79V257H77ZM93 256H94V258H93ZM97 256H102V257H97ZM104 256H105V258H104ZM128 256V257H127ZM170 256H172V255H170ZM169 256V257H170ZM181 256V257H180ZM194 256V257H193ZM202 256V257H201ZM206 256V257H205ZM64 257V258H63ZM67 257V258H66ZM69 257H71V258H69ZM111 259H110V258ZM167 259H166V258ZM173 257H174V255H173ZM173 257H171V259L173 258ZM207 257H209V258H207ZM15 258H18V257H15ZM14 258V259H15ZM18 258V259H19ZM51 258V257H50ZM76 258V259H75ZM81 258V259H80ZM90 258H91V260H93V261H91L90 260ZM93 258V259H92ZM95 258H97V259H95ZM104 258V259H103ZM179 258H180V260H179ZM192 258V259H191ZM193 258H195V259H193ZM18 259H15V260H18ZM47 261H45V260ZM64 259H66L67 261H65ZM71 259V260H70ZM75 259V260H74ZM77 259L79 260V262L77 263ZM103 259V260H102ZM107 259V260H106ZM108 259H110V260H108ZM121 259H123V261L121 260ZM189 259H191V260H189ZM202 259V260H201ZM15 260H14V262H15ZM20 260V259H19ZM55 262H54V261ZM69 260V261H68ZM73 260V261H72ZM121 260V261H120ZM198 260V261H197ZM199 260H201L200 261V263H199ZM52 261H53V263H52ZM76 261V262H75ZM87 261V262H86ZM105 261V262H104ZM114 261V262H113ZM175 261V262H174ZM188 261V262H187ZM239 261V262H238ZM19 262V261H18ZM32 262V263H31ZM43 262V263H42ZM50 262H49V264H50ZM66 262V263H65ZM75 262V263H74ZM103 262V263H102ZM119 262H121V263H119ZM123 262V263H122ZM16 263V262H15ZM20 263V262H19ZM67 263V264H68ZM91 263V264H92ZM203 263H201V264H203ZM18 264V263H17ZM80 264V263H79Z\"/></svg>","mask_w":264,"mask_h":264}]
</instances>
